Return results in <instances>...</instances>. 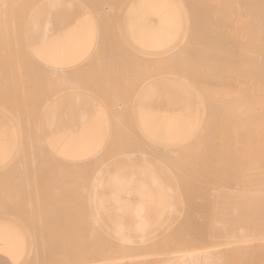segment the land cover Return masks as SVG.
<instances>
[{
  "label": "bare ground",
  "instance_id": "bare-ground-1",
  "mask_svg": "<svg viewBox=\"0 0 264 264\" xmlns=\"http://www.w3.org/2000/svg\"><path fill=\"white\" fill-rule=\"evenodd\" d=\"M78 1H80V4L78 3ZM43 0V2L45 3V6L44 7H46L45 8V10H44V8L43 9H41L40 11H43V12H45V14L44 15H42V12H41V15H42V17H37L36 18V16L34 17V15H36V13L38 12L39 13V11H35V9H29V10H24V12H26V13H28L29 12V14H30V12H32L33 10H34V12H36L35 14L33 13V15H31V16H33V17H30V15L28 16L27 15V17L29 18L30 17V19L29 20H27L26 21V23L27 22H30V23H32V20H31V18H33V25H34V27L36 28H33L32 30H33V32H31L30 33V35L28 34V33H26V31H24V33H18V32H14V31H17L16 30V28H15V24H16V22L18 21V18L16 17V15H15V10L16 9H14V7H13V2H14V0H0V34L2 35V37L0 36V39L1 38H3V36H4V38H6L5 36H7V33L9 32V31H13V29H14V31H13V33H11V32H9V36H7V40L5 41V43L6 44H9L10 42V44L9 45H15L16 43H17V45L18 44H20V43H22V42H20V41H23L25 44L23 45L25 48H21L20 49V52L24 55V56H26V54H29V55H27V56H31V54H30V45L33 43V41L34 40H36V39H40V38H43L45 35H47V34H49V33H51V32H53V31H55L56 29H58L59 27H63V26H68V25H71V24H74V23H76V22H78V21H80V20H83V19H85V18H87V17H94L95 19H96V21H97V23H98V25H99V28H100V30H99V32L101 33V36L100 37H106V35L110 32V33H114V34H116L117 32H114V31H118V36H119V38H118V40H116V38H115V40L113 39V37H114V34L111 36L112 38H110L109 36V40L111 41V42H109L110 43V49H111V51H109L110 53L108 54V51L106 52V51H104V49H103V51H100L101 52V54L103 53V55H112V53L113 52H115V51H113L114 49H116V48H114V47H116L117 46V43L119 42V44H121L122 42H123V39H120V37L122 36V38L123 37H126V36H124L125 34H124V30H122L123 29V27H120L119 28V30H122V31H120V34H121V32H123V34L122 35H120L119 34V30H114V31H109V30H106V32L107 31H109L106 35L103 33V32H101V30H102V28L105 26V28L106 27H108V29L109 28H111V30H112V27H110V26H112L111 24H117L118 23V20L120 19V20H122L123 19V17H124V15H125V12H126V10L128 9V7H129V5L134 1V0H128L127 2L125 1L124 2V0L121 2V4L119 3L120 2V0L117 2V0H116V2L114 3V1H113V3L111 2V5H110V1H98V2H96L95 0ZM89 1V2H88ZM93 1V2H92ZM172 1H174L177 5H178V7H179V9H180V11H181V14H182V18H183V25H182V29H181V32H180V34H179V36H178V38L176 39V41L173 43V44H171L169 47H167L166 49H164V50H161L159 53H163V52H165V53H163V54H166V52H168L169 54H167V57H166V55H165V58H163L164 57V55H162V57L161 56H159V54H157L160 58H161V63L163 64V65H165V63H168L169 61V63H171V60L172 61H174V60H176V63H177V65H178V63H179V65L181 66V64H185V66L183 67V66H179L178 67V69H180V70H183V71H185V68H187V70L185 71V72H183V73H186L187 71V73L189 74L187 77L185 76L184 78H183V76H184V74H182V80H181V76H180V74H175V73H182L181 71L180 72H176V71H179V70H177V68L176 69H174V70H172V72H173V74H171L170 73V75H169V77L167 76V75H162L161 76V78L162 77H165V78H168L169 80H173V81H176V79H177V82L179 81L181 84L183 83V85H186V87L188 86V88H186L184 91H182L181 90V92H179V97L182 99V101H183V107H184V109H186L187 111H189L190 113H192L193 115H195V116H197L198 117V124H197V126H196V128H195V130L193 131V133L186 139V140H184L183 142H181V143H179V144H175V145H164V146H160L159 145V143L158 142H156V141H153L152 139H150L149 137H147V136H145L143 139L144 140H142V141H144V142H142V143H144V145L146 144V143H148V145L146 144V146L145 147H142V146H144L143 144H141L140 142H139V137H137V136H140L141 137V135H137V132L135 131V126L133 125L132 126V120H131V115L133 114V113H131L130 111H132L131 110V107H133V105L134 104H136V102H138V100L139 99H135V96L137 95V93L135 92V91H138V92H142L143 90H144V85H148V83H150L149 81H151V82H154L155 80H159L160 79V76H159V74H156V73H159L158 72V68H156V67H159V65H162V64H160L159 62H160V60H159V62H157L156 63V61H155V59L156 60H158V58H157V55L154 57H150L151 56V53L152 52H148V54H150V56L147 54V56H149V57H147L146 58V56L144 57V55L143 54H145L146 55V53H144V52H139V51H141V49L139 50V48L137 49H135L134 47H133V45L131 44V43H129V41H128V44H127V46H129V45H132V47L134 48V50H136V52H138V55H139V53H142L141 55H143V56H134V59L136 58V59H138L137 60V62H133L132 64H134V65H132L131 64V62L129 61L131 58H133V57H131L132 56V54L133 53H131V55H130V57L128 56V57H126L127 55H126V50L128 51V49L127 48H125V47H127L126 46V43H127V37L126 38H124V39H126L125 41V43L123 42L122 43V45H123V47H122V45H121V47L123 48H121L122 49V51L121 52H123V53H125V55L123 54H120L119 52V50H121V49H116L117 51H118V56L119 57H124L125 59H127L126 61H128V63H130L131 65H129L130 66V69L132 68V70L134 71V74H135V72H136V74H137V72H139L140 73V69L142 70V71H144V70H146L147 69V72H148V74H150L152 71H154L153 69H155L156 68V70H157V72L156 73H154V75L151 73V75L152 76H154V78H155V80L154 81H152L151 79H147V81H148V83L146 84V77H144L145 79V81L143 80V82H145V83H143L142 82V79L140 80L138 77V75H135L134 77H133V79H135V80H137L138 79V81L140 82L141 81V83H143L144 85H142L141 87H142V90H141V87H140V90L137 88V90H135V89H133V88H136L137 87V85L136 86H133L132 84V78L131 77H128V80H127V83L129 84L128 86L129 87H127V89H125V93H124V95H126V97L125 96H123L121 99L123 100V102L125 103V98H127L126 99V101H128V100H130V102L132 101V98H130L129 99V97H131V94H132V97L134 98V100L132 101L133 102V105H131L130 106V102H129V105H128V109L126 108V104L124 105V103H121L122 102V100H120V102H118V103H121V105H123V109H121L120 108V111L118 110L119 108H117V109H115L116 107V105L118 104V103H116L117 101H119V99H116L115 97L113 98L112 96H113V94L115 93V91L113 92V90H112V93L108 90V91H106L105 89H104V91L102 90L101 91V93L102 92H105L104 94L102 93L101 94V97H100V92L99 91H97L96 93H98L99 95L98 96H96V97H94L95 95V92H94V89L91 87L90 89H92L93 91L92 92H94V94L92 93V95H94V96H92V95H90L91 94V92L90 91H88V89L89 88H87V91L85 92H82V88L84 87V86H82V88H81V86L78 88L77 87V89H76V87L75 86H78L77 84L75 85V83L73 82V80H69V78L71 77V75L69 76L68 75V84L67 85H69V83H71V82H73L74 83V85L75 86H73V84H72V86L74 87V88H69L68 87V89H71V90H67V87H65V83L67 82V77L65 78V76H63V77H61L60 79H62V81H64L65 80V82H61V80L60 79H58V81L57 80H55L56 78H54L53 77V75H52V79H50L48 76H47V72H48V68L46 67V71L47 72H45V77H48V78H46L45 79V77L43 78V80L42 81H45V80H47V82H48V80H50V85L51 86H55V88H56V91L57 92H63L64 94H65V92L67 93V92H78V91H81L80 93H85V94H89L90 96H92L93 98H95V99H97V97H98V99H97V101H99L102 105H104L103 107H105V109L106 108H108V109H106L107 111H109V114H110V116H113V117H111V118H109L111 121H112V123H113V128H111V130L112 129H114V128H116L117 129V127H118V131H119V133H118V131L115 129L114 130V132H113V130H112V133H111V130H110V133H111V136L110 137H108V140H107V143L105 144V146L102 148V150L97 154V155H95L93 158H92V160H90L91 162H90V165H89V163H88V161L87 160H85L87 163H88V165H86V166H88V167H85V166H83L84 164H82L81 162V164L79 163V162H74L73 164H74V166L76 167H73L71 164H70V162L69 163H67V165L65 166V167H67V168H64V167H60L59 165H57L56 164V167H54L55 165L54 164H52V165H54V166H50V167H52V169H56L57 167H60L58 170L59 171H62L63 170V168H64V171H62L61 173H62V175L63 174H65V173H63V172H66L68 169H69V171L68 172H70L69 174L70 175H67V174H65L64 176H66L67 175V177H63L64 179H67V178H69L72 174V176H71V178L73 177V182L76 180V182H74L73 184H75L74 186H73V184H71L70 185V189H72V187L71 186H73L74 187V190H76L75 188H77L78 186H79V184L77 185V180L79 181V182H81L80 180H82L81 179V176H85L84 178H88L89 180H90V178H91V180L93 181H89V180H87V178H86V180L87 181H89V182H91V184H90V186H88L89 185V183H86V184H88V185H85V183H82L81 182V184H80V186L83 184V186H87V187H84V189H82V190H84L83 192L84 193H82V194H85L86 193V195H88L90 198H91V196L90 195H92V199H90V200H87L88 198H83V199H86V201L88 202V201H90V202H92L91 204H92V206L93 207H91V209H93L94 208V211H95V214H94V211L93 210H90V208L88 209L87 208V206H86V208H84V209H87L86 210V212H88V210H90V211H92L93 212V214L91 213V215L93 216V218H94V216H95V218H94V221H92L93 223L92 224H94L95 223V221H98V223L96 224L95 223V225H97V226H95V227H97L96 229L94 228V226L92 227V226H89L90 225V223L91 222H88L86 225H88V226H85V227H87V228H90L91 227V232L93 233L94 231H96L97 229H99V228H102V226L104 225V227H107L108 225L106 224V222H105V220L102 218V216H100L101 214H102V211H101V208H100V193H101V190H102V188H103V185H104V183H105V181H106V179L109 177V176H111L113 173H115L116 171H118V170H120L121 169V167H119L118 165H120V164H118V163H120V162H118V157L120 158V160H121V162L123 163V165H124V161L126 160H123L124 159V157H126L127 158V162H125V163H134V161L136 160L135 158H138L136 161H138V162H140L141 163V161L144 163V165L145 166H147L148 168H152L153 167V169H154V167L155 166H157L158 168L161 166V165H163V166H165L164 168L165 169H169L168 170V172H167V170H162V171H164V172H167V173H169L171 176H172V178H171V180L172 181H174L175 182V184L172 182V181H169L170 180V177H169V175H168V177L166 176V174L164 173V172H162V171H159V169H161V167L158 169V171L162 174V176H164L163 178H165V179H168L167 180V182H168V185H169V183H170V185L173 183V185H176V186H174L175 187V189H174V187H172L173 185H171V187L170 188H172L173 189V191L172 190H170L169 192H170V194L173 192V195H171L172 196V200L173 199H175V200H173V201H169V204H168V208H167V210L165 211V213H164V217L162 218V221L164 222V223H162V222H160L161 223V225L160 226H156V227H151L150 229H148V230H146V231H140V232H136V233H126L125 231H123V230H121V229H119V228H117V227H115V226H108L109 228H112V229H109L108 227V231H107V228H102L101 230H98V231H100V233L102 232V230L104 229V231L106 232L105 234H103V233H101V234H97V231L95 232V234L93 233V234H91V232H90V230H89V234L88 235H86L85 233L87 232L88 233V231H86V232H84L85 231V229L87 230V228H83L84 229V231H82V232H79V231H77L76 229L78 228L79 229V227L80 226H78L77 224L75 225L77 228L75 229V227L73 228L72 227V229H74V230H76L75 231V234L73 233V235L75 236L76 235V237L78 238V237H80V235H81V237H83L82 238V241H81V237L79 238L80 240V242L78 241V240H76V241H78V244H77V246H76V254L77 253H79V257L81 258V264H256V261H257V263L259 262V264H264V0H200V2H196V0H194L196 3H198L199 4V6H201V8H198V12L196 11V9L197 8H195L194 7V4H195V2H193V1H191V3L193 2V4L192 5H190V3L187 1V0H172ZM199 1V0H198ZM47 2V3H46ZM85 2V3H84ZM92 2V3H91ZM102 3V6H100L101 4L100 3ZM106 2V3H105ZM201 2H203V4H201L200 5V3ZM82 3V4H81ZM108 3V4H107ZM116 3H118V5H121L120 7L118 6H116ZM46 4H48L47 6H46ZM96 4V5H95ZM99 4V5H98ZM105 4H106V6L107 7H109V5H110V9L109 8H104V6H105ZM188 4V5H187ZM95 7H94V6ZM104 5V6H103ZM196 5V4H195ZM205 5V7H206V9L208 10V11H206V9H202L203 7L202 6H204ZM98 6V8H96ZM190 6V7H189ZM194 7V9H193V7ZM189 8V9H188ZM201 11H200V10ZM37 10V9H36ZM202 10H205V11H202ZM28 11V12H27ZM193 12V13H190V12ZM16 12H17V10H16ZM195 12H196V14H195ZM204 13V12H207V15H206V13H205V15H204V17H203V15L201 16L200 15V13ZM208 12H210V14L208 13ZM191 14H193V16H195V18L198 16V14H199V16H198V18H196L195 20H194V17L191 15ZM210 16H209V15ZM39 15H40V13H39ZM40 15V16H41ZM26 16V15H25ZM205 16H208V17H210V18H207V17H205ZM27 18V19H28ZM193 18V19H192ZM203 18V19H202ZM206 19V21L209 19V21H207L208 23V25L210 26V28H209V26L206 24V22H205V19ZM198 19H200V20H198ZM26 20V19H25ZM197 20H198V22H197ZM194 21H195V23H196V25H195V27H194ZM204 21V22H203ZM192 22L194 23L193 24V26H192ZM211 22V23H210ZM214 22V23H213ZM123 23V22H122ZM201 23V24H200ZM115 24V25H116ZM200 24V25H199ZM205 24V25H204ZM210 24H212V25H210ZM118 25H120L119 23L117 24V26L115 27V28H117L118 29ZM199 25V28H197V26ZM201 25H203L204 27L203 28H200L201 27ZM217 25V26H216ZM220 27H219V26ZM205 26H207L206 28H208L209 29V31H212V30H214V26H216L215 28H216V30L214 31L215 33L217 32V34H218V32L220 33L219 35H221V36H225V37H227L228 39H229V41H231V39H233L231 42H230V47H232V45H233V49L235 50V54L234 55H232L231 53H234V50L232 51V52H228V53H225L226 55H225V60H224V62H223V68H224V72L223 73H221V74H218L217 76H215L216 75V73H215V75L214 76H212V74L211 73H209V72H207V69H205V67L204 66H202L203 64H204V62H205V60H201L200 59V57L201 58H204L205 56L204 55H207L208 56V54L206 53V52H204V55H203V52H198L197 50H195L194 48H196V46L194 45V44H196L195 42H199L198 40H199V38H200V40H202V39H204L203 38V36L202 35H204L205 36V34H204V32L207 34V33H209V31L205 28ZM12 29H10V28ZM191 27H193V29H192V32H190L191 30ZM217 27H219V28H217ZM224 27V28H223ZM6 28V29H5ZM122 28V29H121ZM213 28V29H212ZM221 28V29H220ZM5 29V30H4ZM200 29H204V31L201 33V31L202 30H200ZM220 30V31H218V30ZM3 30H4V33H5V31H7L5 34H2L3 33ZM195 30H197V32L195 31ZM223 30V31H222ZM194 31H195V33L197 34V33H199L198 35H196L195 33H194ZM226 31V33H224ZM229 32V34H228V32ZM213 32V31H212ZM213 32V33H214ZM223 32V33H222ZM230 32H232L231 34H230ZM110 33H109V35H110ZM191 33V34H190ZM192 33L194 34V35H196V37L194 36V38L192 39V41H191V38H190V36H193L192 35ZM211 33V32H210ZM210 33L208 34V35H210ZM212 34V33H211ZM117 35V34H116ZM201 35V36H200ZM229 35V36H228ZM32 36V37H31ZM117 36V37H118ZM200 36V37H199ZM9 37V38H8ZM12 37V38H11ZM206 37V36H205ZM16 38H20V39H18L17 41H19V43L18 42H16V41H13V40H15ZM190 38V39H189ZM23 39V40H22ZM111 39H113L114 41H115V43L111 40ZM187 39V40H186ZM195 39H196V41H195ZM8 40H10L9 42H8ZM120 40L122 41V42H120ZM102 41L103 42H105L104 40H101L100 39V42L102 43ZM118 41V42H117ZM186 41V42H185ZM8 42V43H7ZM27 42H29L30 44H29V46L28 45H26L27 44ZM100 42L98 41V44H100ZM108 42V40L106 41V43ZM189 42V44H187ZM233 42V43H232ZM13 43V44H12ZM106 43L104 44V45H106ZM192 43V45H190ZM98 44H97V46H98ZM103 44V43H102ZM102 44H100V45H102ZM118 44V45H119ZM232 44V45H231ZM234 44H235V46H234ZM28 46V47H26V46ZM113 45V46H112ZM184 45V46H183ZM20 46H21V44H20ZM23 46H21V47H23ZM96 46V47H97ZM103 46V45H102ZM106 46H108V45H106ZM105 46V47H106ZM111 46L114 48V49H112L111 48ZM125 46V47H124ZM183 46V47H182ZM195 46V47H194ZM100 47V46H99ZM105 47H103V48H105ZM119 47V46H118ZM130 48H131V46H129ZM180 47V48H179ZM185 47V48H184ZM192 49H190V48ZM235 47V48H234ZM9 48L12 50L13 49V51H11V50H9ZM20 48V47H19ZM19 48H18V46H13V47H8V50L9 51H11V53H13V54H15L16 52V54L15 55H13V54H9L10 56H12L11 57V60L13 61L12 63H11V65H10V67H9V69L10 70H12L13 68L15 69V67H14V64H16V62H17V60H18V62H17V64L19 63V65L18 66H21L22 68H18V69H21V70H23L22 72L24 73V69L26 68V70H29V71H26L25 70V73H27V72H31V71H34L35 72V70H36V68L38 67L39 68V65H38V63H37V61H36V65H37V67H35V64H34V58H32L33 56H31V59H32V61H30V60H28V61H30L31 63H33L34 65V67L33 68H27L26 66H30V63L29 62H27V61H24V59L25 58H27V57H23V55L22 54H18V50H19ZM108 48V47H107ZM120 48V47H119ZM133 48H131L132 50H133ZM178 48L179 49H181L180 51L178 50ZM232 48H231V50H232ZM16 49V50H15ZM18 49V50H17ZM25 49V51L23 52V50ZM96 49V48H95ZM101 49V48H100ZM125 49V50H124ZM187 49H189V51L187 50ZM133 50V52H135ZM177 50V51H176ZM185 50H187V51H185ZM5 52V54H6V52L7 51H5V50H2L1 52H0V56H5V54L4 55H2L4 52ZM96 51H99L98 49L96 50ZM95 51V52H96ZM131 51V50H130ZM130 51H129V53H130ZM143 51V50H142ZM182 51H184V52H182ZM194 51V56H196L197 57V60H199V61H197V60H195L194 58V56L192 55L193 52ZM197 51V52H196ZM95 52H94V56H97V52H96V55H95ZM105 52V53H104ZM180 53L181 55L180 56H178L179 54L178 53ZM189 52H191V54L189 53ZM107 53V54H106ZM116 53V52H115ZM114 53V54H115ZM156 53V52H155ZM198 54V55H195V54ZM206 53V54H205ZM7 54H8V52H7ZM18 54V55H17ZM99 54V56H101L100 55V53H98ZM183 54H185V57H184V60H185V58H186V60L184 61L183 60V63H181L182 62V55ZM188 54H190V55H188ZM202 54V55H201ZM22 55V57H23V59L22 60H20L19 61V58H22V57H19V56H21ZM93 55V54H92ZM121 55V56H120ZM133 55H136L135 53L133 54ZM154 55V54H153ZM174 55H175V58H174V60L172 59L173 57H174ZM177 55V56H176ZM189 57H188V56ZM229 55V56H228ZM231 55H232V57H231ZM16 56V57H15ZM94 56H91L92 58H94L95 59V57ZM113 56V57H112ZM112 56H108L106 59H108V58H110L111 59V61L110 60H107L106 61V63L107 62H111L112 63V66H113V64H116V60L118 59V56H117V53L115 54V55H112ZM115 56V57H114ZM193 56V57H192ZM207 56L205 57L206 58V62H208L207 61ZM141 59V60H139V58ZM144 57V59H142ZM170 57H172L171 59H170ZM189 59H188V58ZM190 57H191V59L192 60H190ZM228 57V58H227ZM129 58V59H128ZM148 58H150V59H148ZM152 58H153V60H152ZM162 58H163V60H162ZM179 58H182V59H180V61L179 62H177L178 60H179ZM16 59V60H15ZM28 59H30V58H28ZM116 59V60H115ZM135 59V60H136ZM15 60V61H14ZM25 60H27V59H25ZM90 60H91V58H90ZM135 60H133V61H135ZM150 60H152V62L153 61H155V63H152L151 65H153L152 67H150L149 68V66L148 65H150V63H147V62H149ZM166 60V61H165ZM200 60H201V62H200ZM228 60H229V63H228ZM232 60V61H231ZM131 61H132V59H131ZM165 61V62H164ZM168 61V62H167ZM187 61H189L188 63H187ZM190 61H192L191 63H190ZM197 61V62H196ZM204 61V62H203ZM27 62V63H26ZM139 62V63H138ZM144 62H145V65L146 64H148V65H146L147 67H145V65H144ZM185 62V63H184ZM205 62V63H206ZM232 62H233V67L235 66V67H240V66H238V65H241L242 64V66H241V68H243V71H242V73H236L235 75H230V72H228L229 70L227 69L226 70V68H230L231 66L230 65H232ZM29 63V64H28ZM88 63V62H87ZM87 63H85V64H87ZM111 63H109V65L111 66ZM159 63V64H158ZM194 63H197L196 65L194 64ZM201 63V64H200ZM203 63V64H202ZM226 63V64H225ZM22 64V65H21ZM135 64L137 65L136 67H135ZM187 64V65H186ZM192 64H194L195 65V67L198 69H194L195 70V72L196 73H198L197 75L198 76H200L201 74V76L200 77H198V76H196V73H194L192 70ZM108 65V64H107ZM157 65V66H156ZM162 65V66H163ZM191 66V67H189V66ZM200 67H199V66ZM205 65V64H204ZM23 66L25 67V68H23ZM87 66V65H86ZM111 66V67H112ZM132 66V67H131ZM134 66V67H133ZM141 68H140V67ZM142 66L144 67V70H143V68H142ZM187 66V67H186ZM13 67V68H12ZM31 67V66H30ZM81 67H83V66H81ZM110 67V68H111ZM138 67L140 68V69H138ZM153 67H155V68H153ZM177 67V66H176ZM194 67V66H193ZM202 67H204V69H202ZM208 66H206V68H207ZM41 68H43V66H41L40 67V69ZM45 68V67H44ZM86 68V67H85ZM85 68H84V71H85ZM182 68V69H181ZM190 68L192 69V70H190ZM30 69H31V71H30ZM33 69H35V70H33ZM39 69V70H40ZM79 70L81 69V68H78ZM87 69V68H86ZM136 69V70H135ZM151 70V72H149L150 70ZM201 69H202V72L200 73V71H201ZM15 70H17V67H16V69ZM38 70V71H39ZM44 70V69H43ZM43 70H42V73H44L43 72ZM53 71V69H49V71ZM77 69H74V71H76ZM88 70V69H87ZM200 70V71H199ZM38 71H36L37 73H38ZM50 71V72H51ZM55 71V70H54ZM54 71L52 72L53 74H54ZM74 71H72V73H74ZM83 71V72H84ZM133 71H132V73H133ZM190 71V72H189ZM191 71H192V74L193 75H191V77L192 76H194V77H192V79H189L190 78V73H191ZM198 71V72H197ZM0 72H1V70H0ZM19 72V74L21 73V71H18ZM17 72V73H18ZM33 72V73H34ZM40 72H41V70H40ZM40 72L37 74V75H39V77L41 78L42 76H44L43 74H40ZM58 72H60V71H58ZM63 71H61V73H62ZM66 72V71H65ZM69 72H71V70L69 71ZM78 72V71H77ZM85 72H87V71H85ZM84 72V73H85ZM89 72V71H88ZM87 72V73H88ZM171 72V71H170ZM175 72V73H174ZM205 72V73H204ZM207 72V73H206ZM227 72V74H226V76H223V75H225V73ZM23 73L22 74H20V78L22 79V82H24V78H22L24 75H25V73H24V75H23ZM32 73V72H31ZM47 73V74H46ZM61 73H60V75H61ZM76 73V72H75ZM81 73H82V71H81ZM138 73V74H139ZM141 73H143L144 74V72H141ZM140 73V74H141ZM186 73V74H187ZM50 74V73H49ZM48 74V75H49ZM63 74V73H62ZM66 74H68V72L66 73ZM83 74V73H82ZM86 74V73H85ZM85 74H83V75H85ZM89 75H90V73H88ZM134 74H132V75H134ZM139 74V75H140ZM176 76H175V75ZM185 74V75H186ZM223 74V75H222ZM17 75V74H16ZM35 75V74H34ZM76 75L77 74H75V79H77V82H79L80 84H85L86 83V85H87V83L89 84L88 86H90V83H89V81L91 80L90 79V77H88V75H86L88 78L86 79L85 78V80H84V78L82 77H79L78 78V75H80V73L77 75V77H76ZM105 75V74H104ZM104 75H102L101 76V78H103V80H105L104 79ZM131 75V76H132ZM142 75V74H141ZM146 75V74H145ZM179 75V76H178ZM204 75H205V77H204ZM224 78H222L221 76ZM56 77H57V73H56V75H55ZM86 76H84V77H86ZM137 76V77H136ZM150 76V75H149ZM172 76H174L175 77V79H172L173 77ZM209 78H208V77ZM218 76H220V78L222 79H220L221 81H222V83L220 82V80L218 79V80H216V77H218ZM17 77H19V76H17ZM59 77V76H58ZM74 77L72 76V79H74ZM140 77H142V76H140ZM171 77V78H170ZM177 77V78H176ZM203 77H204V80H203ZM208 78V81H207V78ZM215 77V78H214ZM226 77V78H225ZM54 78V79H53ZM130 78H131V80H130ZM157 78V79H156ZM165 78H163V79H165ZM180 78V79H179ZM187 78V79H186ZM194 78V79H193ZM195 78H197V79H195ZM199 78H201V80L199 79ZM75 79H74V81H75ZM84 80V82L85 83H83V80ZM90 79V80H89ZM189 79V80H188ZM8 80V79H7ZM15 80H18L16 77H15ZM14 80V82L16 83V81ZM88 80V81H87ZM183 80H185L184 82H183ZM191 80H192V83H191ZM207 82H206V81ZM215 80V81H214ZM9 81H10V84H11V80L9 79ZM52 81V82H51ZM87 81V82H86ZM130 81H131V83H130ZM138 81H136V82H138ZM195 81V82H194ZM197 81H199V82H197ZM203 81H205V82H203ZM14 82H12V83H14ZM59 82V83H58ZM91 82V81H90ZM105 82V81H104ZM136 82H134L135 84H137ZM186 82V83H185ZM187 82H189V84H191V85H189V84H187ZM215 82H217V83H215ZM14 83V84H15ZM52 83H53V85H52ZM62 83H64V84H62ZM140 83V84H141ZM200 83H202V84H200ZM209 83V84H208ZM211 83H213V84H216V85H214V86H212L213 84H211ZM8 83H6V85H7ZM60 84V85H59ZM62 84V85H61ZM79 84V85H80ZM140 84H139V86H140ZM150 84H152V83H150ZM195 84H197V85H195ZM205 84H207V88H206V90H205V87H203V86H206ZM12 85V84H11ZM60 86V87H58V86ZM66 85V86H67ZM85 85V86H86ZM192 85H194L193 87H191ZM8 86V85H7ZM64 88H63V87ZM69 86H71V84L69 85ZM71 86V87H72ZM87 86V87H88ZM149 86V85H148ZM196 86V87H195ZM202 88H201V87ZM209 86V87H208ZM216 86V87H215ZM9 87V86H8ZM8 87H6L7 89L6 90H4L3 92H2V90H1V94H0V96H1V100H3L2 102H6L5 104H6V106L4 105V104H1L0 105V107L1 106H3V107H1V108H3L2 110H0V112H2V111H5V109H6V111H5V113L7 112V109H9V111H8V113H6V115L7 114H9V112H11L13 115H11V113H10V115H8L9 117L10 116H13L14 118H18V117H20L22 114H23V112L22 111H25V114L26 115H24L23 114V116H26V117H20L19 119L20 120H18V119H16V121H14L15 122V124H16V122H20L22 119H24L25 118V120L26 119H28L27 120V122L25 121V120H22V122H18V124H19V126H21L22 124V127H21V132L23 133L22 135V137H24L25 136V138L27 139V141H26V139L24 140L25 142H27L29 145H30V142L32 143V140H31V138H33V142H37L39 145H40V142H41V144H43L42 143V140H41V136H37L36 137V134H38V129H36V127L38 128L39 127V129H40V121H41V114H43V111H44V109L42 110L41 109V111H42V113H41V111L40 110H38L40 113H38V111H37V109H36V111H35V109H32L31 111H30V109H27L26 108V110H24L25 108L24 107H27L26 105H25V96H24V94H23V96H22V98L21 97H17V95H15V94H17V91L15 90V89H8ZM62 87V88H61ZM145 87H147V86H145ZM210 87H211V89H213V91H214V89H215V91L213 92L211 89H210ZM215 87V88H214ZM10 88V87H9ZM58 88V89H57ZM104 88H106V87H104ZM129 88H130V91H129ZM190 88V89H189ZM63 89H66V90H63ZM79 89H81V90H79ZM86 89V88H85ZM193 91H192V90ZM195 89V90H194ZM198 89V90H197ZM201 89V90H200ZM7 90H9L10 92H11V90L12 91H16L15 93L14 92H12V93H10V94H12V96L13 97H16V99H18V103H17V106H16V104H15V102L16 101H14V100H16V99H14L13 97L11 98V97H9V96H6L7 98H9L8 99V104H10L9 102H12L11 104H13V105H15L12 109L11 108H9V107H11V106H9L8 107V104H7V101H6V97H4L7 93H9ZM76 90H78V91H76ZM131 90L133 91L134 90V93L136 94L135 96H133L134 94L133 93H130L131 92ZM203 90H205L206 91V94L208 95V97H209V95H210V97H212V99L214 98V100L215 101H217V103H215L214 102V100H212L211 98V100L205 95V92H201V91H203ZM210 90V92H207V91H209ZM199 91H200V93H199ZM106 92H110L111 93V97H110V95H109V97H110V99H112V100H110L109 98H106V96H105V94H108V93H106ZM130 94H128V93ZM212 92V93H211ZM13 93H14V95H13ZM109 93V94H110ZM203 93V94H202ZM4 94V96H2ZM9 94V95H10ZM62 94V93H61ZM60 94V95H61ZM139 94V93H138ZM142 94V93H141ZM8 95V94H7ZM57 95H59V94H57ZM57 95H55L54 97H56ZM104 95V96H103ZM127 95L129 96V97H127ZM199 95V96H198ZM211 95H213V96H211ZM103 96V97H102ZM139 96V95H138ZM141 96V95H140ZM204 96H206V98H208V101L210 100V102H212L213 103V105H210L211 103L210 102H208L207 101V103L204 101L205 99H203V101H201L202 100V98H200V97H203L204 98ZM4 97V98H3ZM54 97L52 98V99H50V102L54 99ZM58 97V96H57ZM105 97V100L106 99H109V102L111 101V103H109V102H106V101H101V99L102 100H104L103 98ZM125 97V98H124ZM99 98H100V100H99ZM124 98V99H123ZM137 98V97H136ZM5 99V100H4ZM20 99H21V103H20ZM114 99H115V102H112V101H114ZM198 99H201V100H198ZM0 100V101H1ZM12 100V101H11ZM108 101V100H107ZM134 101H135V103H134ZM204 102L203 104H204V106H205V108H206V110H205V108L203 109V104H202V106L200 107V105H199V103L198 102ZM105 102V103H104ZM201 102H200V104H201ZM20 103V104H19ZM114 103H116V104H114ZM127 103V102H126ZM210 103V104H209ZM22 104H24V106L22 105ZM109 106V107H112V109H110L109 107H107V105ZM111 106H110V105ZM115 106H114V105ZM128 104V103H127ZM208 104V105H207ZM217 106H215V105ZM5 106V107H4ZM19 106H20V108H19ZM47 105H45V107H46ZM124 106H125V108H124ZM136 106H137V104H136ZM208 106V107H207ZM211 106V107H210ZM212 106H214V107H212ZM8 107V108H7ZM44 107V108H45ZM135 107V106H134ZM17 108V109H16ZM19 108V109H18ZM210 108H212V111H211V109ZM215 108V109H214ZM15 109V113H13L12 112V110H14ZM110 109V110H109ZM113 109H115L114 111H112ZM129 109H130V111H129ZM133 109V108H132ZM16 110H18L19 112H20V110H21V112L20 113H22L21 115H18V111H16ZM116 110H118V115H116L117 114V112H116V114H113V115H111V113H110V111L111 112H114L115 113V111ZM121 110L123 111V112H121ZM125 110H126V112H125ZM209 110V111H208ZM214 110V111H213ZM29 111V112H28ZM32 111H34V112H32ZM211 111V112H210ZM27 112V113H26ZM31 112V113H30ZM119 112H120V114H119ZM3 113V112H2ZM37 113V114H36ZM122 113V114H121ZM130 113V114H129ZM15 114H17L16 115V117H15ZM36 116H34V115ZM108 114V115H109ZM126 116H125V115ZM27 115L29 116V118H27ZM32 115V116H31ZM38 115H40V116H38ZM114 115H116V119H115V117H114ZM121 115H123V117H124V119H123V117L121 116ZM117 116H118V118H119V120L121 121L120 123H118L117 121ZM119 116H121V118H122V120H121V118L119 117ZM13 117H10L11 119L13 118ZM34 117V118H33ZM40 117V118H39ZM127 117V118H126ZM38 118V119H37ZM113 118H114V120H113ZM34 119V120H33ZM39 119H40V121H39ZM13 120V119H12ZM32 120V122H30ZM36 120V121H35ZM115 120H117L116 122H115ZM128 120V121H127ZM130 120V121H129ZM24 121L26 122L25 124H24ZM37 121H39V122H37ZM114 121V122H113ZM127 121V122H126ZM33 122H34V124H36L35 126L36 127H34V129H35V131H33V127H31L32 125L31 124H33ZM36 122V123H35ZM22 123V124H21ZM39 123V124H38ZM111 123V122H110ZM127 123V124H126ZM33 124V125H34ZM119 124H122V126L120 125L119 126ZM131 125L132 127H128V125ZM134 124V123H133ZM29 126L30 127V129H29V127H27V126ZM117 125V126H116ZM127 125V126H126ZM18 126V127H19ZM24 126V127H23ZM125 126V127H124ZM26 127V128H25ZM123 128V129H122ZM125 128H127V129H130V132H129V130H127L128 132H125L126 130H125ZM19 129H20V127H19ZM24 129H26V130H28L29 129V133H28V131H25ZM32 129V130H31ZM122 129V130H121ZM23 130H24V132H23ZM36 130H38V131H36ZM120 130H121V132H120ZM136 132V133H134V131ZM116 131H117V133H116ZM20 132V133H21ZM32 132V133H31ZM40 132V131H39ZM124 134H123V133ZM133 132V133H132ZM24 133H28L29 135H31V138H30V140H28L29 139V135H26V134H24ZM36 133V134H35ZM41 133V132H40ZM39 133V134H40ZM123 135H122V134ZM128 134V136H127V134ZM34 135V137H33V135ZM38 134V135H39ZM114 134V135H113ZM116 134V135H115ZM132 134V135H131ZM139 134V133H138ZM118 135H121V136H118ZM131 135V136H130ZM134 135V136H133ZM137 135V136H136ZM28 138H27V137ZM114 136V137H113ZM123 136V137H122ZM125 136H127V137H125ZM36 137V138H35ZM117 137H119V138H117ZM121 137H122V139H124V140H122L121 139ZM130 138V140L131 141H133V137L135 138V139H137L138 140V142H137V140H134V141H136L137 143H135L134 141H133V143L131 144L130 142V140L129 139H127V138ZM137 137V138H136ZM37 138H39L40 139V142H39V140H34V139H37ZM113 138H115V140L113 139ZM128 140V142L130 143V145L131 146H133V144L134 145H139L140 147L138 148L140 151H138V149L135 147L134 148V146H133V153L131 152V150L130 149H127V146L129 145V144H125V142H127V140ZM113 139V140H112ZM116 139H119V141L120 142H124V144L125 145H127L126 146V149H124V147H125V145L123 144V143H121V144H123V147H120V146H122L121 144H118L119 143V141L118 140H116ZM141 140V139H140ZM20 141H21V139H20ZM118 141V142H117ZM148 141V142H147ZM24 142V143H25ZM115 142V143H114ZM127 142V143H128ZM27 143H25L24 145H26ZM35 143H32L31 145H33V147H31V145L29 146L28 144V146H27V148H26V146H24L23 145V143L21 142V145H19V146H24L25 147V150H23L24 148L23 147H21L22 148V150L20 151V149H19V146H18V149H19V153H18V158H16V156H14L15 158H16V161H14L15 160V158H13V161L11 160V163L12 162H14V163H10L11 164V166H10V164L8 165H6L7 167H5V168H9V172L7 171V169H6V171H7V173H6V175H4L5 176V178L4 179H6V177H9L11 174H9V175H7L8 173H14V172H16V169H17V167L15 166V165H17L18 166V170L20 171L22 168H24L23 167V165L24 166H27V167H25V170L28 168V165L29 166H32L33 168L34 167H36V169H38L37 168V166L36 165H32L31 164V161L29 162V159H32L33 157H31V155L32 156H34L35 154V152H39L40 150L42 151V152H44V153H42L41 151V153H42V155H43V158H45L46 156L47 157H49V160H50V156H51V159H52V157H54V154L52 155V154H48V149L47 148H44L43 147V145H41V146H39L38 144H36V146H35V148H39V149H37V150H35V152H34V144ZM45 144V143H44ZM111 144V145H110ZM115 146H117L115 149H114V145ZM118 144V145H117ZM206 144V145H205ZM112 145H113V148H112ZM129 145V146H130ZM202 145L204 146V147H202ZM39 146V147H38ZM111 146V147H110ZM119 146V147H118ZM208 146V147H207ZM29 147H31V151H32V149H33V151H32V154L31 155H29V152L31 153V151L29 150ZM46 147V146H45ZM109 147H110V149H111V153H108L107 154V150H110L109 149ZM141 147H142V149H141ZM44 148V149H43ZM118 148H119V150H125L123 153L124 154H122V152H118ZM121 148V149H120ZM123 148V149H122ZM143 148L145 149V150H143ZM17 149V150H18ZM45 149H46V151H45ZM112 149H113V151L116 153V154H113L114 152L112 151ZM153 149V150H152ZM192 149L194 150L195 149V151L197 152L198 151V153H196V152H193L192 151ZM200 149H202L201 151H200ZM206 149V150H205ZM207 149H212L211 150V152L213 153V151L214 152H217V155H218V157H217V155L214 157L215 159H216V157L219 159V163H218V165H219V170H220V172H219V170L217 171L215 168L218 166H216L215 165V163L217 162V161H215V163H214V165L216 166H213L214 168H212V167H207V165H208V163H210V160H211V157L213 158V156L211 155V157L209 156V155H207V153H205L206 151H207ZM136 150V151H135ZM141 150H143L142 152H141ZM147 150V151H146ZM150 150H151V152L152 153H150ZM157 152H160V150H162L161 152H160V154H156V151ZM159 150V151H158ZM203 150H204V152H203ZM24 151L25 152H27V151H29V152H27L28 153V155L26 156V154L27 153H24ZM135 151V152H134ZM191 151H192V153H195V154H191ZM18 152V151H17ZM34 152V153H33ZM127 152V153H126ZM138 154H137V153ZM149 152V153H148ZM164 152V153H163ZM184 152L189 156H191L192 155V157L194 158V159H192V157H190L191 159H189V158H187V160H188V162L189 161H191V165H196L195 164V160L197 159V157H198V159H201L200 160V163H201V167L199 166V164H197V166L199 167V169L201 170V172H202V174H205L206 172L205 171H207L208 169V171H207V173L209 174H207L208 175V177L206 178L205 176H207L206 174H205V176L203 175L202 177H200V173H197L196 174V176L194 175V178H192V176H191V174H190V170H192L193 169V173L195 172L194 171V169L196 170L197 168H193L192 167V169H189L188 171H190V172H188V171H186V172H184L185 174H183L179 169H177V170H179V172L176 170H174V166L175 165H177V163L176 162H174V165H173V161H179V159L181 158L180 156H182V158H183V154H184ZM199 152H202V153H199ZM45 153H47V155L45 154ZM121 153V154H120ZM139 153H141L142 155H144L143 157H142V155L141 154H139ZM161 153H163V155L165 154L167 157H165V158H160V160L158 159V156H161L162 157V154ZM207 155H205V154ZM209 153V152H208ZM20 154H21V156H22V158H23V160H21L22 158L20 157ZM24 155V157L27 159V158H29L28 159V161L27 160H24L25 158L23 157V155ZM39 154V153H38ZM38 154H37V156H38ZM111 154H113V157L114 158H112V157H110V156H112ZM119 154V156H116V155H118ZM126 154V155H125ZM150 155V157H154V156H156V155H158V156H156V157H154V158H157L156 159V161L154 160V158L152 159V158H150L149 157V155ZM152 154V155H151ZM169 156H168V155ZM185 154V157H184V160L186 159V155ZM215 154V153H214ZM109 155V156H108ZM125 155V156H124ZM137 155V156H136ZM164 155V156H165ZM174 155H176V157H174ZM28 156H30V157H28ZM45 156V157H44ZM140 157V160H139V157ZM163 156V157H164ZM179 158H178V157ZM187 156V157H188ZM210 158H209V157ZM36 157V156H35ZM106 157V158H105ZM122 157V158H121ZM200 157V158H199ZM206 157V158H205ZM37 158V157H36ZM33 159L32 161H34V163H38V166H39V164H43V163H46V164H43L44 166L46 165L47 167H49L48 165H50V164H48V159H44L43 160V162H41V160L43 159L42 158V156H41V154H40V156H39V158L41 159L40 161L38 160V162H35V160H37V159ZM57 158V157H56ZM108 158V159H107ZM110 158H112L111 160H109ZM170 158H172V161L170 162ZM174 158V159H173ZM205 158V159H204ZM18 159V160H17ZM54 159V158H53ZM52 159V160H53ZM107 159V160H106ZM117 159V160H116ZM152 159V160H151ZM163 159H165V164H163L164 163V161H163V163H162V161L161 160H163ZM168 159V160H167ZM197 159V160H198ZM204 159V160H203ZM208 159H210L208 162H205V161H207ZM21 160V161H20ZM55 160V159H54ZM60 160V159H59ZM113 160V161H112ZM117 161V162H115V161ZM119 160V161H120ZM182 161H183V159H181ZM186 160V161H187ZM202 160H203V162H202ZM214 159H212L211 160V162H214L213 161ZM22 162V161H26V162H28V164L26 165V163H20V162ZM51 161V160H50ZM61 161H63V160H61ZM85 161H82V162H85ZM111 161V162H110ZM136 161H135V163H136ZM161 162L162 164H160L159 162ZM166 161L169 163H166ZM16 162H18L19 164H21V165H18V163L16 164ZM40 162V163H39ZM63 162H67V161H63ZM153 162H155V163H153ZM193 162V163H192ZM206 164H205V163ZM30 163V164H29ZM75 163L77 164V165H75ZM86 163V164H87ZM110 163H112V164H110ZM157 163H158V165H157ZM172 164V166H171V164ZM190 163V162H189ZM203 163H204V165H203ZM23 164V165H22ZM66 164V163H65ZM103 164V165H102ZM117 164V166H114V168H112V166L113 165H116ZM142 164V163H141ZM153 164H154V166H153ZM168 164V165H167ZM211 165H213V163H210ZM71 165L73 168H75V169H77L79 166H83L84 168H82L83 169V171H82V169L80 168V170H81V172L79 171V169H77V171H75L72 167V169L71 168H69V166ZM9 166V167H8ZM14 166L16 167L15 169H10V168H14ZM166 166H168L167 168H166ZM209 166V165H208ZM22 167V168H21ZM31 167V168H32ZM42 166H40V168H41ZM49 167V168H50ZM173 167V168H172ZM203 167H206L207 169H203ZM4 168V167H3ZM5 168H4V170H5ZM30 168V169H31ZM33 168L31 169V170H33ZM202 168V169H201ZM210 168H211V170H210ZM217 168V169H218ZM36 169H35V171L34 172H36ZM67 169V170H66ZM156 170H157V168H155ZM170 169H172V170H170ZM3 169H1V171H4ZM17 170V171H18ZM30 170V171H31ZM57 170V169H56ZM198 170V169H197ZM39 171V170H38ZM58 171V172H59ZM75 171V172H74ZM172 171H173V174H175V173H177L178 172V174H179V176H178V174H175V175H172L171 173H172ZM174 171H175V173H174ZM203 171H204V173H203ZM210 171V172H209ZM212 171H216V173L218 172V174H219V179H218V177L216 178V176L215 175H211L212 174ZM22 172H23V170H22ZM21 172V173H22ZM25 172V171H24ZM27 172H29V170L28 171H26V173ZM78 172V173H77ZM180 172L182 173V175L180 174ZM191 172V173H192ZM197 172V171H196ZM2 173V172H1ZM4 173H5V171H4ZM3 173V174H4ZM17 174L16 175H18V172H16ZM30 173H33V171L32 172H30ZM60 173V172H59ZM72 173V174H71ZM75 173V174H74ZM77 173V174H76ZM187 173V174H186ZM188 173L190 174V179L189 180H191V182H189V180H188V184H186L187 183V176H189L188 175ZM192 173V174H193ZM211 173V174H210ZM215 172L213 173V174H216ZM22 174H24V173H22ZM22 174H20V175H22ZM78 174H79V176H80V179L79 178H76V177H74V176H78ZM163 174H165V175H163ZM195 174V173H194ZM218 174H216V175H218ZM1 175V174H0ZM33 176V174H30V176ZM177 175V176H176ZM184 175H186V177L184 176ZM31 176V177H32ZM39 176V175H38ZM38 176H35V177H38ZM61 176V175H60ZM90 178H89V177ZM92 176V177H91ZM177 177V179H179L180 178V176H184V178H180L179 179V183L180 184H178V182H177V180H175V178L174 177ZM199 178H198V177ZM214 177V179H218L219 180V182L217 183V184H215V182L213 181L214 179H213V177ZM3 177V176H2ZM1 176H0V181H2V182H4L2 179ZM18 177V176H17ZM20 177V176H19ZM22 177V176H21ZM24 177L25 176H23V179H24ZM30 177V178H31ZM34 177V178H35ZM205 177V178H204ZM210 177V178H209ZM212 177V178H211ZM26 178H28V177H26ZM25 178V180H27ZM29 178V179H30ZM185 178H186V180H185ZM196 178V179H195ZM200 178H201V181L204 183H202V182H200L199 180H200ZM205 180V182H204V180ZM208 178H209V180H210V182H208L209 180H208ZM8 179V178H7ZM31 179H33V178H31ZM38 178H36V180H37ZM192 179L195 181L194 183H193V181H192ZM206 179H207V181H206ZM213 179V180H212ZM18 180V179H17ZM35 180V179H34ZM40 180V179H39ZM38 180V181H39ZM68 180V179H67ZM66 180V181H67ZM72 180V179H71ZM71 180H70V178H69V180H68V184H66L67 186L70 184L69 183V181L71 182ZM86 180H84L83 179V182L84 181H86ZM184 182H183V181ZM215 180V181H216ZM24 181V180H23ZM28 181H30V180H28ZM65 181V182H66ZM86 181V182H87ZM196 181H199V182H196ZM214 183V184H212V182ZM32 183H33V181H31ZM31 182H29V184L31 183ZM207 182L208 183H211L212 184V186H214V187H212L211 186V190L213 189V191H215L217 188H218V190H216V192H214V193H211V192H209V191H211V190H209L210 189V185H208L207 184ZM217 182V181H216ZM1 183V182H0ZM24 183V182H23ZM41 183V182H40ZM93 183V184H92ZM181 183H182V185L185 183V185H181ZM203 185H202V184ZM15 184V183H14ZM21 185H22V182L20 183ZM36 184H37V182H36ZM189 184H191V187H190V185ZM192 184H193V186H192ZM198 184V185H197ZM7 185V184H6ZM18 185V184H17ZM32 185V184H31ZM187 185H189V186H187ZM196 185H197V187H196ZM202 185V186H201ZM205 185H208V187H206ZM215 185H217L216 187H215ZM77 186V187H76ZM186 186V187H185ZM1 187V186H0ZM3 187H5L4 185H3ZM8 187V186H7ZM6 187V188H7ZM33 187V186H32ZM39 187H41L42 188V186L41 185H39ZM38 187V188H39ZM193 187V188H192ZM194 187H196V189L194 188ZM199 187H201L202 189H198ZM205 188V190H204V188ZM9 188H10V186H9ZM26 188V187H25ZM30 188V187H29ZM28 188V189H29ZM69 188V187H68ZM80 188V187H79ZM191 189L192 188V191H194V192H191L192 194H190V193H187L186 191H191V190H188V189ZM207 188V189H206ZM215 188V189H214ZM3 189H5V188H3ZM11 189V188H10ZM9 189V190H10ZM35 189V188H34ZM33 188H32V190H34ZM37 189V188H36ZM40 189V188H39ZM65 189V188H64ZM68 190V191H71V190ZM187 189V190H186ZM6 190V189H5ZM20 190V189H19ZM30 190H31V188H30ZM31 190V191H32ZM74 190H72V192L74 191ZM80 190L81 189H79V192H80ZM196 190H200V191H197V193H196V195H195V192H196ZM0 191H1V189H0ZM4 191V190H3ZM2 191V192H3ZM12 191V190H11ZM11 191H9V193L11 192ZM27 191V190H26ZM30 191V192H31ZM172 191V192H171ZM175 191V192H174ZM208 191V192H207ZM1 192V193H2ZM20 192H21V190H20ZM34 192H36V191H34ZM75 192L76 191H74L71 195H73V194H75ZM78 192V193H79ZM203 192H205V193H203ZM206 192H207V194H206ZM4 193H6V192H4ZM13 193V192H12ZM37 193H38V191H37ZM41 193V192H40ZM194 193V194H193ZM199 193H200V195L202 194V197H203V195H204V197L206 198V200H200V201H194L195 199L194 198H196V197H198L197 198V200L201 197L200 195H199ZM21 194V193H20ZM24 194V193H23ZM39 194V193H38ZM43 194V193H42ZM169 194V195H170ZM198 194V195H197ZM5 196L7 195V194H4ZM9 196L11 195V193L10 194H8ZM14 195V194H13ZM31 195V194H30ZM34 195V194H33ZM36 195V194H35ZM66 195V194H65ZM78 195V194H77ZM194 195L196 196V197H194ZM1 197H2V195H0ZM9 196H8V198H9ZM19 196V195H18ZM41 196V195H40ZM68 196V195H67ZM80 196H81V198H82V195H81V193H80ZM85 196V195H84ZM175 196V197H174ZM0 197V198H1ZM11 197V196H10ZM24 197V196H23ZM27 197H28V195H27ZM70 197V196H69ZM78 197H79V195H78ZM85 197H87V196H85ZM174 197V198H173ZM201 197V198H202ZM204 197H203V199H204ZM35 198H37V197H35ZM71 199H72V197H70ZM75 198V197H74ZM193 199V200H191V199ZM200 198V199H201ZM216 198V199H215ZM2 199H3V197H2ZM7 199V198H6ZM5 199V200H6ZM23 199V198H22ZM28 199V198H27ZM30 199V198H29ZM34 199V198H33ZM4 200V199H3ZM20 200V199H19ZM41 200V199H40ZM82 200V199H81ZM79 200V202L77 201V203L80 205V202L82 203V201H84V200ZM92 200V201H91ZM10 201V200H9ZM24 201H26V200H24ZM33 201V200H32ZM66 201V200H65ZM1 202V201H0ZM13 202V201H12ZM30 202V201H29ZM29 202H27V203H29ZM34 202V201H33ZM43 202V201H42ZM41 202V203H42ZM74 202V201H73ZM85 202V201H84ZM83 202V203H84ZM87 202H85V204L87 203ZM89 202V203H90ZM4 203V202H3ZM44 203V202H43ZM51 203V202H50ZM68 203V202H67ZM67 203H66V206H67ZM75 204H76V198H75V202H74ZM83 203H82V205H83ZM89 203H87V205L89 204ZM13 204V203H12ZM11 204V205H12ZM19 204V203H18ZM22 204V203H21ZM20 204V205H21ZM32 204V203H31ZM45 204V203H44ZM44 204H42V205H44ZM78 204H76V210H75V212H77V210L79 211V212H82V208H83V206H82V210L80 211V207H79V205ZM3 205V204H2ZM2 205H0L1 207H2ZM5 205H6V203H5ZM7 205L9 206V204L7 203ZM15 205H17V204H15ZM29 205V204H28ZM33 205H35V204H33ZM46 205V204H45ZM192 205V207L194 208V209H196L197 208V206H199L200 207V210H201V213H200V215H191V216H189L188 217V209H189V207ZM7 206V207H8ZM14 206V205H13ZM25 206V205H24ZM75 206V205H74ZM77 206L79 207V209H77ZM4 207V206H3ZM2 207V208H3ZM18 207V206H17ZM42 207V206H41ZM20 208V207H19ZM23 208V207H22ZM31 208H32V206H31ZM38 208V207H37ZM43 208V207H42ZM75 208V207H74ZM6 209V208H5ZM5 209H2V211L1 212H4L3 210H5ZM11 209V208H10ZM29 209V208H28ZM49 209V208H48ZM55 209V208H54ZM11 210H13V209H11ZM34 210V209H33ZM44 210V209H43ZM10 211V210H9ZM17 211L19 212V210L17 209ZM24 211V210H23ZM47 211V210H46ZM0 212V213H1ZM11 212H13V211H11ZM11 212H7V210H6V212H4V213H8L9 215H12V214H10ZM22 212V211H21ZM39 212V211H38ZM50 212V211H49ZM74 212V213H75ZM26 213V212H25ZM24 213V214H25ZM30 213V212H29ZM33 213V212H32ZM35 213V212H34ZM43 213V212H42ZM67 213H68V211H67ZM90 213V212H89ZM89 213H87L89 216H88V219L90 218V221H91V219H92V217H90V214ZM21 214V213H20ZM38 214V213H37ZM46 214V213H45ZM49 214V213H48ZM60 214V213H59ZM77 214H80V213H77ZM84 214H86V213H84ZM83 214V215H84ZM86 214V215H87ZM7 215V214H6ZM8 215V216H9ZM15 215V213L12 215V216H14ZM17 215H18V213H17ZM22 216H23V214H21ZM43 215V214H42ZM61 215V214H60ZM65 215V214H64ZM82 215V214H81ZM82 215V216H83ZM4 216V215H3ZM32 216V215H31ZM34 216V215H33ZM82 216H78L77 217V215L75 216L76 217V219H78L80 222H82V224H83V221H81L82 220ZM2 217V216H1ZM5 217V216H4ZM17 217V216H16ZM19 217V216H18ZM28 217H29V215H28ZM42 217V216H41ZM48 217V216H47ZM46 217V218H47ZM81 217V218H80ZM87 217V216H86ZM85 216H84V218H86ZM27 218V217H26ZM38 218V217H37ZM22 219V218H21ZM34 219V218H33ZM43 219H45V217H43ZM61 219V218H60ZM67 219H68V217H67ZM88 219H83L84 220V222H87V220ZM103 219V220H102ZM28 220H30V218L28 219ZM69 220V219H68ZM104 221V223L102 222V221ZM25 221V220H24ZM41 221H42V219H41ZM46 221V220H45ZM79 221H77L76 220V222H79ZM19 222V221H18ZM21 222H23V220L21 221ZM26 222V221H25ZM30 222V221H29ZM68 222V221H67ZM166 222H168V224L166 223ZM35 223V222H34ZM41 223V222H40ZM42 223H43V221H42ZM53 223V222H52ZM64 223V222H63ZM69 223H72V222H70V220H69ZM100 223V224H99ZM23 224V223H22ZM30 224V223H29ZM49 224V223H48ZM79 225H80V223H78ZM81 224V226H83ZM41 225V224H40ZM51 226H52V224H50ZM61 225V224H60ZM69 225H72V224H69ZM100 225V227H98ZM46 226V225H45ZM44 226V227H45ZM50 226V227H51ZM63 226V225H62ZM68 226V225H67ZM49 227V228H50ZM55 227V226H54ZM29 227L27 226V229H28ZM31 228H33V226H31ZM37 228V227H36ZM35 228V229H36ZM60 228H62V227H60ZM92 228H94L93 230H92ZM64 229V228H63ZM68 229H69V227H68ZM82 229V228H81ZM28 230H30V228L28 229ZM27 230V231H28ZM34 230V229H33ZM33 230L31 231V234H32V232H33ZM55 230V229H54ZM53 230V231H54ZM61 230V229H60ZM67 230V229H66ZM73 230V231H74ZM112 230L113 231H115L114 233H112ZM149 230H152L153 232H148ZM26 231V232H27ZM47 231H48V229H47ZM72 231V232H73ZM81 231V230H80ZM111 231V232H110ZM167 231V232H166ZM30 232V231H29ZM35 232V231H34ZM61 232V231H60ZM71 232V233H72ZM79 233V235H77L78 233ZM107 232H108V234H107ZM46 233V232H45ZM80 233H84V234H80ZM110 233H112V234H110ZM29 234V233H28ZM41 234V233H40ZM44 234V233H43ZM55 234V233H54ZM34 235H35V233H34ZM56 235V234H55ZM67 235V234H66ZM69 235H72V234H70L69 233ZM32 236V235H31ZM42 236V235H41ZM68 236V235H67ZM67 236H65V237H67ZM73 236V237H74ZM110 236V239L108 238ZM36 236H33V238H35ZM38 238H40L39 236H37ZM53 237V236H52ZM72 237V236H71ZM72 237V238H73ZM32 238V239H33ZM45 238V237H44ZM64 238V237H63ZM69 238V237H68ZM67 239V238H66ZM71 239V238H70ZM69 239V240H70ZM34 240V239H33ZM38 240V239H37ZM44 240V239H43ZM42 240V241H43ZM55 240V239H54ZM68 240V241H69ZM72 240V239H71ZM44 241H46V240H44ZM43 241V242H44ZM48 241V240H47ZM53 241V240H52ZM41 242V241H40ZM40 242H38V244L40 243ZM43 242H41V244L43 243ZM36 242H34V244H35ZM64 243V242H63ZM67 243V242H66ZM73 243V242H72ZM71 243V244H72ZM31 244H33V243H31ZM37 244V243H36ZM38 244H37V246H38ZM70 244V243H69ZM76 244V242L74 243V245ZM79 244H81V245H79ZM43 245V247H44V244H42ZM46 245L48 246V242H47V244H46V242H45V247H46ZM50 245V244H49ZM52 245V244H51ZM53 245H55L54 243H53ZM63 245H65V244H63ZM81 246V248L79 247V246ZM34 246H36V245H34ZM32 247V249H35V247ZM57 246V245H56ZM71 246H73V244L71 245ZM42 246L41 247H37L38 249H40L41 251H42V248H43ZM49 247V246H48ZM51 247V246H50ZM64 247H66V246H64ZM63 247V248H64ZM70 247V246H69ZM74 247V246H73ZM72 247V248H73ZM77 247H79V248H77ZM83 247V248H82ZM37 248H36V250H37ZM71 247L69 248V249H72ZM68 249V247H67V251L69 250ZM78 249V250H77ZM80 249H82V251H79ZM35 250V251H36ZM40 250L39 251H37V253H41L40 252ZM44 250V249H43ZM45 250H46V248H45ZM59 250V249H58ZM64 250V249H63ZM79 251V252H78ZM48 252V250L47 251H45V253H47ZM62 252V251H61ZM68 252H70V250L68 251ZM73 252V251H72ZM75 252H74V254H75ZM30 253H32V250H30L29 251V255H30ZM44 253V254H45ZM63 253V252H62ZM66 253V252H65ZM28 254V253H27ZM33 254H34V252H33ZM42 254V253H41ZM67 254V253H66ZM81 254V255H80ZM27 256V258L25 257V259L23 260V261H25V263H26V260L27 261H29V258L28 257H30V256ZM38 254H36V256L35 255H33V256H35V257H38L37 256ZM68 255H69V253H68ZM42 256V255H41ZM45 256V255H44ZM43 256V257H44ZM70 256V255H69ZM75 256V261L77 260V263H80V262H78V259H80V258H78L77 256H78V254L77 255H74ZM74 256H72V257H74ZM46 257V256H45ZM49 257V256H48ZM55 257V255L53 256V258ZM72 257H67L66 259H68V258H72ZM39 258V260H40V257H38ZM37 258V259H38ZM47 258V257H46ZM45 258V259H46ZM56 258V257H55ZM57 258H59V256H57ZM77 258V259H76ZM43 260V259H42ZM47 260L49 261V259L47 258ZM71 260H72V262H71ZM70 260V262H71V264H75L74 262H73V259H71ZM47 261V262H48ZM37 262V261H36ZM36 262H34V264L36 263ZM39 262V261H38ZM37 262V263H38ZM60 262V261H59ZM22 263V262H21ZM20 263V264H21ZM24 262L22 263V264H25ZM32 263H33V261H32ZM39 263H41L42 264V262H39ZM38 263V264H39ZM57 262H55V264H56ZM67 263H68V261H67ZM76 263V264H77ZM27 264V263H26ZM31 264V263H30ZM44 264V263H43ZM47 264V263H46ZM59 264V263H58Z\"/></svg>",
  "mask_w": 264,
  "mask_h": 264
},
{
  "label": "crops",
  "instance_id": "crops-1",
  "mask_svg": "<svg viewBox=\"0 0 264 264\" xmlns=\"http://www.w3.org/2000/svg\"><path fill=\"white\" fill-rule=\"evenodd\" d=\"M136 1H138V0H134L132 3L136 2ZM167 7H170L172 12L169 11V9H167ZM179 15H180V22H179L180 23V29H179V33L175 37L176 31H177V28H176L177 22L175 20H177V17ZM181 16H182V14H181V11H180L178 5L172 0H139L138 5H137L135 11L133 12V14L131 16H129V19L126 22L121 23L119 25L118 29L115 28V30H119L120 27H123V29L122 28L121 29L124 30L123 31L125 34L124 36H126L127 38L126 37L122 38V36H121L120 39H123L124 43L127 41L126 46L128 44V41H129V43H131L133 45V47L135 46L134 47L135 49L136 48L137 49L139 48V50L141 49V51H139V52H144V53L147 52L146 55L143 54L144 57L146 56V58H147L150 56V54H148V52H152L150 57H153V56L155 57L157 54H160L159 52L161 50H164L167 47H169L178 38V36L181 32V29H182V25H183L181 22V18H182ZM99 30H100V28H99V25H98L96 19L94 17H87L83 20H80V21L74 23V24L59 27L55 31L45 35L43 38L34 40L33 43L30 45V54H31V56H33L32 58H34V64L37 61L39 68L35 64V67H37L36 70L33 69V70H35V72L31 71V69H30V71L32 73L31 72L25 73L26 68L23 66V68H25L24 69L25 75L22 72L23 70L18 69V68H22L21 66H18L19 65V63L17 64L18 60H17L16 64H14V67H15V69L17 67V70H15L13 67H12L13 68L12 70L9 69L11 63L13 62L11 60L12 56H10L9 54H13V53L8 52V54H7V52H6V54H5V52H4L2 55L5 54V56H0V70H1V72H0V94H1V90L3 92L4 90L7 89L6 87L9 86L10 88L8 87V89L12 88V89H15L17 91V94H15V95H17V97L19 96L22 98V96L24 94V96H25V102L24 103L27 106V107H24L25 108L24 110H26V108L30 109V111L32 109H35V111H36V109H37V111L38 110L41 111V109L42 110L44 109L43 114H41L42 111H41V113L38 111V113L41 114V116L38 115L41 117V121L39 119V121L41 122L40 123V129H39V127L37 128L35 126L36 124H34V122H33L34 125L31 124L32 125L31 127H33L32 128L33 131H35L34 127H36V129H38L41 132L40 133L38 130H36V131H38V134L39 133L40 134L39 135L36 133L35 134H36V137L41 136V140L43 139L42 140L43 144H41V142H40V139H39L40 137L37 139H34L35 141L39 140L40 145L37 143L38 141L36 143L33 142V138H31V135L28 134L30 127L27 125L26 126L29 127V129L28 130L24 129V130L28 131V133L27 134L24 133V134L30 136L28 140H30V138H31L32 143H35L34 148H35L36 144H38L39 146L43 145L44 148H47L49 150L48 154H52V155L54 154V157H52V159L54 158L55 160L54 159L52 160L51 156H50L51 161L49 160V157L44 156L46 159H48L47 160L48 164L51 163L50 165H48L49 167L52 164L55 165V166L52 165L54 167H56V164L57 165L60 164L59 166L61 168L62 167L67 168L65 166L69 162L73 167H75L73 164L74 162H76V163L81 162L82 164H84L83 166L88 167L86 165H88V163L90 165V162H91L90 160H92V158L102 150V148L107 143L108 137L111 136L112 130L114 132V130L116 129V128H114L111 130V128H113L112 127L113 123L109 118H111L113 116H110L109 111L106 110L108 108L105 109V107H103L105 104L102 105L99 101H97L98 97H97V99H95L92 96L95 95L94 97H96L99 95L98 93L100 92V97H101V94L105 93V92L101 93L102 90L104 91V89L105 90L107 89L106 91L109 90L111 93L113 90V92L115 91V93L114 94L112 93L113 94L112 97L114 98L116 96L117 98L116 97L115 98L119 99V101L116 102V103H118V102H120V100H122L121 98L123 96L126 97V95H124V93H125V89H127V87H129L128 86L129 84L127 83L128 77L132 78L133 84L131 83V81H130V83L133 86L137 85L136 88H133L135 90H137V88L140 90V87L142 85H144L143 83H145V82H143V80L145 79L144 77H147V70H144L143 66H142V68L144 71H142L140 69L141 68L140 66H139L140 68L138 67V69H140L139 70L140 73L144 72V74L141 73L142 75L139 72H137V74L135 72V74H134V71L132 70V68L130 69L129 65H131L133 62L134 63L137 62V60H138L136 58H135L136 60L134 59V56L136 57L138 55V52H136V50H134L132 45H129V46H131V48H133V50L135 52H133V50L129 46H127V47L124 46L125 48L128 49V51L126 50V52H125L127 55L126 57H128V56L130 57L131 53L136 54V55L132 54V56H131V57H133V58H131L132 61H131V59L129 60L131 62V64L128 63V61H126L127 59H125L123 56L122 57L118 56L119 53L122 55L123 54L125 55V53L121 52L123 49L122 48L123 42L121 40H120V42H122V43L119 44V42L117 41L118 42L117 46L114 47L116 49L122 48L121 50H119L120 51L119 53L116 49H114L112 47L113 45L111 46V48L114 49L113 51H115L117 53V56H118V59L117 60L115 59L116 64H113V66H112L111 59L110 58L106 59V58L108 56L115 55L116 53L113 52L112 55L106 56V55H103V53L101 54L100 51H103V49L106 52L108 50L111 51V49L109 48L110 47L109 42H111L109 40V37L112 38L111 36L114 33H110V35L105 34L106 37H104V36L100 37L101 33L99 32ZM122 30H119V34H120V31H122ZM116 32H117L116 33L117 35L114 34V37H113L114 40H115V38H116V40H118V38H119L118 31H116ZM123 32H121L120 35H122ZM124 38H126L127 40ZM100 39L104 40L105 42L102 41V43H103L102 44L100 42ZM113 39H111V40L115 43V41ZM6 40H7L6 38H1L0 39V46H6V45H9L11 43L10 42L9 44H6L5 43ZM107 40H108V42L106 43ZM9 41L10 40H8V42ZM98 41L103 46L98 44ZM105 43L108 46L104 45ZM97 44H98V46H97ZM121 45H122V47H121ZM103 47H105V48H103ZM97 49L99 51H96ZM3 50H5V49H3ZM95 51L97 52V56H94ZM109 51H108V54L110 53ZM129 51H130V53H129ZM96 52H95V55H96ZM98 53H100L101 56H99ZM15 54H13V55H15ZM20 54H22V53H20ZM141 54L142 53H139L138 56H143ZM147 54L149 56H147ZM22 55L19 57H22ZM24 55H23L24 58L27 57V58H25L27 60L24 59V61L29 62L30 66H31V67L30 66L29 67L26 66V67L27 68H33L34 64L30 62V61H32L31 56H27L29 54H26V56H24ZM91 56H94L95 59L92 58ZM23 57L19 58V61L22 60ZM144 57L142 59H144ZM28 58H30V59H28ZM90 58H91V60H90ZM148 59H150V58H148ZM28 60H30V61H28ZM107 60H110L111 62L106 63ZM133 60H135V61H133ZM139 60H141V59L139 58ZM85 63H87V64H85ZM109 63H111L112 67L109 65ZM132 65H134V64H132ZM144 65H145V62H144ZM41 66H43V68L40 69ZM81 66H83V67H81ZM136 66L137 65L135 64V67ZM46 67L48 68V72L45 70ZM145 67H146V65H145ZM78 68H81V69L79 70ZM84 68H85V71H87V72L89 71L88 73H90V75L84 71ZM39 69L41 70V72ZM49 69H53V71L55 70L54 74L52 73L53 71L50 70L51 71L50 72ZM74 69H77V70L74 71ZM42 70L44 73H42ZM70 70H71V72H69ZM18 71H21L20 74L23 73L24 76L22 78H24L23 79L24 82H22V79L20 78V74ZM26 71H29V70H26ZM36 71H38V73L40 72V74H43L44 76H42L40 78L39 75H37L38 73ZM58 71H60V72H58ZM61 71H63L62 72L63 74L61 73ZM72 71H74V73H72ZM81 71L83 74H85V73L86 74L83 75L81 73ZM132 71H133V73H132ZM45 72H47L48 74L50 73L49 75L46 73L50 79H52V75H53V77L56 78L55 80H57V81H58V79H60L61 77L66 75L65 76V78L67 77V79H66L67 82L65 83L66 85L69 82L68 81V75L69 76L71 75L69 80L70 79L73 80L75 85L77 84L78 86H75L73 82L69 83V85L71 84V86H72V84H73V86H75L76 89H77V87L79 88L81 86V88H82V86H84L82 88V92H84L85 90L87 91V88H89L88 91L91 92L90 95H92V93L94 94V92H95V94L90 96L89 94L80 93L81 91H78V90H76L78 92H67V93L65 92V94L62 91L57 92L55 86H51L49 84L50 80H48V82H47V80L42 81L43 78L46 76ZM67 72H68V74H66ZM56 73H57V77L55 76ZM60 73H61V75H60ZM79 73H80V75H78ZM75 74L78 75V78L82 76L84 78V80H85V78L87 79L88 77H90V79H91V80L89 79L91 81V82L89 81L90 86H88L89 85L88 83L86 85V83L84 82L83 79H82L83 83H85L84 85L77 82V79H75V77H74ZM132 74H134V75H132ZM77 75H76V77H77ZM86 75H88V77ZM102 75L105 76L104 77L105 80H103V78H101ZM135 75H138L139 76L138 78L140 80L142 79L143 83H141V81L139 82L138 79L135 80L136 78L133 79V77ZM17 76H19V77H17ZM72 76L74 77L75 81H74V79H72ZM84 76H86V77H84ZM140 76H142V77H140ZM15 77L18 80H15ZM48 77H45V79ZM131 78H130V80H131ZM9 79L11 80L12 85L10 84ZM14 80L16 81V83L14 82ZM60 80H61V82H65V80L64 81H62V79H60ZM136 81H138V82H136ZM12 82H14L15 84ZM134 82H136L137 84H135ZM6 83H8L7 84L8 86L6 85ZM62 84H64V83H62ZM139 84H140V86H139ZM52 85H53V83H52ZM66 85H65V87H67V90H71L72 88H74L73 86L71 87L69 85H67V86ZM145 86L146 85L143 86L144 90L142 92L135 91L137 93V95L134 93V90L133 91L131 90V92H130V93L134 94L133 96L136 95L135 99H139L138 102H136L137 106H136V104L133 105L132 101L134 100V98L132 97V94H131V97H129L127 95V97H129V99L132 98L131 102H130L131 99L126 101L127 98L124 97L125 103L123 102V100L121 103H124V105L126 104L127 105L126 108L128 107L129 102H130V106L133 105V107H131L132 111H130V109H129V111L131 113H133L131 115L132 116L131 117L132 126L133 125L135 126L134 129L136 132L138 131L137 135H141V137L136 135L137 137H139L138 138L139 141L144 140L145 139L144 137L147 136L150 139H152L153 141L158 142L156 139H158L160 131H158L157 125L160 124V122L159 123L157 122L158 117L156 114H153L151 107L148 109L146 107V98H145L146 87ZM58 87H60V86H58ZM68 87L71 89H68ZM91 87L94 89V92H92L93 90L90 89ZM104 87H106V88H104ZM63 90H66V89H63ZM79 90H81V89H79ZM141 90H142V87H141ZM7 91L9 92V93H7L8 95L6 94L4 96V94H3L2 96H4V97L9 96L12 98L13 96L10 93H12L14 91H12V90H11V92L9 90H7ZM97 91H99V92L96 93ZM129 91H130V88H129ZM110 92H106V93H108V94H105L106 98L110 99V97H111ZM14 93H13V95H14ZM57 94H59V95H57ZM55 95H57L58 97L57 96L54 97ZM109 95H110V97H109ZM53 97H54V99L50 102V99H52ZM0 98H1V96H0ZM13 98L16 99V97H13ZM5 99H6L7 104H8L9 98L6 97ZM103 99L104 100L101 99V101L109 102V99L105 100V97ZM99 100H100V98H99ZM110 100H112V99H110ZM2 101L3 100L0 101V105L4 104L6 106V104H5L6 102H2ZM14 101H16L15 104L17 106V103L19 102L18 99L14 100ZM22 101L20 99V103ZM112 102H115V99ZM9 103L10 104H8V107L11 106L9 108L12 109L15 105H13L14 103L11 104L12 102H9ZM109 103H111V101ZM116 103H114V104H116ZM121 103H118L116 106L113 104L116 107L115 109L119 108L118 109L119 111H120V108L123 109L122 108L123 105H121ZM134 103H135V101H134ZM22 105L24 106V104H22ZM45 105H47V106L45 107ZM1 107H3V106H1ZM1 107H0V110L3 109ZM107 107H109V106L107 105ZM112 107H109V108L112 109ZM19 108H20V106H19ZM124 108H125V106H124ZM173 108H175L176 115H178L180 118H182L181 120H182L183 125H187L188 122H193L195 124L192 132L186 138H184L180 142L176 143V144H179V143L183 142L184 140H186L193 133V131L195 130V128L198 124V117L193 115L192 113H190L189 111H187L184 108H181V107L179 108L178 105H173ZM115 109H113L112 111H114ZM118 110H116L115 113L110 111L111 115L116 114V112H117L116 115H118ZM5 111H6V109H5ZM5 111H2L3 113L0 112V172H4V171L9 172V168L8 169L5 168V167H7L6 165L8 163L10 164L11 160L13 161V158H15L14 156L17 155L16 158H18V153L22 150L21 147H23L24 148L23 150H25L24 146H26V148H27V146L29 145L27 142L24 141L26 139L25 136L22 137L23 133L21 132V130H22L21 127L23 124L21 123L22 125L19 126V124H18L19 121L16 122V124L14 122V121H16V119L20 120L21 119L20 117H22L23 114L26 115L25 111H22L23 112V114H22V113H20L21 110H20V112L18 110H16V111H18L17 112L18 115H21V114L22 115L18 118L16 117L17 114H15L16 118H14L13 116H10V117H13L12 118L13 120L8 116V115H10L11 112H9V114L6 115V113H8V111H9V109H7L6 113H5ZM12 112L15 113V109L12 110ZM32 112H34V111H32ZM121 112H123V111L121 110ZM125 112H126V110H125ZM119 114H120V112H119ZM11 115H13V114L11 113ZM116 115H114L115 119H116ZM121 116L123 117V115H121ZM121 116H119V117L121 118ZM23 117H26V116H23ZM27 118H29L28 115H27ZM123 119H124V117H123ZM22 120H25V118ZM22 120L20 122H22ZM27 120L28 119H26L25 121L27 122ZM113 120H114V118H113ZM117 120H115V122L116 121L118 123L121 122L119 120L118 116H117ZM121 120H122V118H121ZM25 121H24V124L26 123ZM39 121H37V122H39ZM30 122H32V120ZM120 125L122 126V124H119V126ZM18 126L20 127V129ZM129 126L132 127L130 124L128 125V127ZM117 129H118V127H117ZM24 130H23V132H24ZM110 130H111V133H110ZM121 130H120V132H121ZM125 130H126L125 132H128L127 130H129V132H130V129L125 128ZM117 131H116V133H117ZM135 131H134V133H136ZM118 133H119V131H118ZM118 136H121V135H118ZM127 136H128V134H127ZM127 136H125V137H127ZM33 137H34V135H33ZM122 137H121V139H122ZM117 138H119V137H117ZM20 139H21V141H20ZM113 139L115 140V138H113ZM127 139L130 140L129 137ZM116 140L119 141V139H116ZM122 140H124V139H122ZM133 140H137V139H135L133 137ZM26 141H27V139H26ZM21 142L23 143V145L25 143H27L28 145L26 144L24 146L23 145L19 146V145H21ZM32 143L30 142V145ZM165 145H175V144L173 143V144H165ZM18 146H19V149L21 148L20 151L18 149ZM31 147H33V145H31ZM31 147H29L30 151H31ZM37 149H39V148H35L34 152ZM32 151H33V149H32ZM32 151H31V153L29 151H27V152H29V155H31ZM40 151L35 152V153L33 152L35 155L34 156H32L33 154L31 155V157H33L32 159H29V158L26 159L25 157L28 155V153L24 151V153H27L25 157L22 154L23 157L25 158L24 160L28 161V159H29V162L31 161V164L33 163L32 165H36L38 168V169H36V167L33 168L32 166L28 165V168L26 170H31L32 168L34 171H35V169H36V171H38V170L39 171L40 170H56V169L58 170L60 168V167H57L56 169H52V167L49 168L46 165L44 166L43 164H46L47 162L43 163V164L41 163V164H39V166H38V163L37 164L34 163V161H32V160L35 159L36 157L38 159L36 158L37 160H35V162H38V160L39 161L41 160L39 158L40 154L43 158L42 153H44V152L41 151L42 152L41 153ZM45 151H46V149H45ZM37 154H38V156H37ZM45 154L47 155V153H45ZM20 157L22 158L21 154H20ZM28 157H30V156H28ZM16 158L14 161H16ZM45 158H43L41 160V162H43V160ZM21 160H23V158ZM61 160L67 161V162H63ZM85 160H87L88 163ZM82 161H85V162H82ZM23 162L26 163V165L28 164V162H26V161H22L20 163H23ZM12 163H14V162H12ZM17 163L18 162H16V164ZM76 163H75V165L78 164V163L77 164ZM11 164H10V166H11ZM18 165H21V164L18 163ZM24 165H23L24 168L21 167L22 169L20 171L25 170V167H27V166H24ZM71 165L70 166L68 165L69 168L72 167ZM15 166L17 167V169H16V171H17L18 166L17 165H15ZM15 166H14V168L12 167L10 169H12V170L15 169L16 168ZM40 166H42V167L40 168ZM83 166H79V167L84 168ZM3 167L5 168V170ZM79 167L77 169H79V171L81 172ZM64 168L62 171H64ZM75 168H73V169L75 171H77V169H75ZM1 169H3L4 171H1ZM6 169H7V171H6ZM68 171H69V169L66 172H68ZM82 171H83V169H82ZM119 172H121V169L116 171L115 173H113L111 175L112 178L114 179V182H115V186L113 187V189L111 191L106 193V191H105L107 189L106 183H104V185H103V188H102L101 193H100V199H99L101 211H102V213H104L106 211L105 208H106L108 201H105V199H104L105 195H107V197L110 199V201L117 207V212H122L124 206L129 205V204H133L134 212H135V214H137V218H136L137 223L131 229L135 230L136 232L146 231V230L150 229L151 227H153L149 223L150 219L148 217L144 216V214L147 212V210L150 207V202L146 198V194L143 192H140V193L133 195V197H132L133 199L130 203L123 202V198L125 196L124 193H125V189L127 186L126 182L130 181L132 179V177L122 176L119 174ZM71 176L69 178H70V180L71 179L72 180H71V182L70 181L69 182L71 184H73L74 182H76V180L73 182V177L71 178ZM80 176L78 174V176H74V177L80 179ZM111 176H109V177H111ZM69 178H67V179L69 180ZM81 179L82 180H80V181L83 183V176H81ZM81 182H79L77 180V185L79 184V186L78 187L76 186L77 188H75L76 190H74V191H76L75 192L76 204H78L77 201L79 202V200L82 199L80 196V193L82 195V189H84V187H87V186H83V184L80 186ZM75 184H73V186ZM79 189H81L80 192H79ZM77 194L79 195V197ZM166 204H167V207L163 210H159L160 213H162V214L165 213V211L168 208L169 202H167ZM81 205H82V203L80 202V205H79L80 210H81ZM79 207L77 206V209H79ZM77 212H79V211L77 210ZM114 226L123 230V231L129 229V227H127L124 224H118V225H114ZM72 227H73V225L70 226L71 229H72ZM9 245H10V243L7 240V236L0 232V264H20L21 259L19 258V256L16 253H14V251H10Z\"/></svg>",
  "mask_w": 264,
  "mask_h": 264
},
{
  "label": "rangeland",
  "instance_id": "rangeland-1",
  "mask_svg": "<svg viewBox=\"0 0 264 264\" xmlns=\"http://www.w3.org/2000/svg\"><path fill=\"white\" fill-rule=\"evenodd\" d=\"M78 1V0H77ZM87 1V0H86ZM96 2H98V1H101V0H95ZM102 1H110V5H111V2L113 3V1H114V3L116 2V0H102ZM101 1V2H102ZM119 0H117V2H118ZM123 1V0H122ZM121 0H120V4H121V2H122ZM127 2L128 0H124V2ZM139 1V0H138ZM138 1H136V2H134V3H132L130 6H129V8L126 10V12H125V15H124V17H123V19L122 20H118V23L119 24H121L122 22L124 23V22H126L128 19H129V16H131L132 14H133V12L135 11V9H136V7H137V5H138ZM189 3H190V5H192L193 4V2H195L194 0H187ZM191 1H193L192 3H191ZM202 1V0H201ZM89 2V1H88ZM93 2V1H92ZM91 2V3H92ZM196 2H200V0L198 1V0H196ZM195 2V4H194V7L195 8H197L196 9V11L198 12V8H201V6H199V4L198 3H196ZM47 3V2H46ZM78 3L80 4V1H78ZM85 3V2H84ZM100 3V2H99ZM106 3V2H105ZM123 3V2H122ZM82 4V3H81ZM101 5L100 6H102V3H100ZM108 4V3H107ZM201 4H203V2H201L200 3V5ZM48 4H46V6H47ZM96 5V4H95ZM99 5V4H98ZM110 5H109V7H107L106 6V4H105V6H104V8H111L110 7ZM188 5V4H187ZM45 6V3L43 2V0H14V2H13V7H14V9H16L17 10V12H16V10L14 11L15 12V15H16V17L18 18V21L16 22V24H15V28H16V30L17 31H14V29H13V31L14 32H20V33H24V31H26V33H28L29 35H30V33L31 32H33V28H35L34 27V25H33V18H31V20H32V23H30V22H27L26 23V21L27 20H29L30 19V17H33V16H31V15H33V13L35 14L37 11H39V13H40V15H41V12H42V15H44L45 14V12H43V11H40L41 9H43L44 8V10H45V8L46 7H44ZM94 6V5H93ZM116 6L118 7H120L121 5H118V3H116ZM95 7V6H94ZM190 7V6H189ZM193 7V6H192ZM194 7H193V9H194ZM203 8L202 9H206V7H205V5L204 6H202ZM96 8H98V6L96 7ZM31 10V9H35V11L36 12H34V10L32 11V12H30V14H29V12L28 13H26V12H24V10ZM37 9V10H36ZM167 9H169V11H171L172 12V10L170 9V7H167ZM189 9V8H188ZM200 10V9H199ZM201 11V10H200ZM202 11H205V10H202ZM206 11H208L207 9H206ZM190 12V11H189ZM39 13L37 12L36 13V15H34V17L36 16V18L37 17H42V15L40 16L39 15ZM190 13H193V12H190ZM205 13H206V15H207V12H204V13H200V15L202 14H204L205 15ZM209 14H210V12H208ZM195 14H196V12H195ZM208 14V15H209ZM26 15V16H25ZM27 15L29 16L30 15V17L28 18L27 17ZM192 16H193V14H191ZM201 15V16H202ZM204 15H203V17H204ZM198 16H199V14H198ZM198 16L196 17V18H198ZM210 16V15H209ZM182 17V16H181ZM194 17V20L196 19L195 18V16H193ZM200 17V16H199ZM205 17H207V18H210V17H208V16H205ZM28 18V19H27ZM26 19V20H25ZM193 19V18H192ZM203 19V18H202ZM205 19V18H204ZM198 20H200V19H198ZM198 20H197V22H198ZM176 22H177V24H176V28H177V31H176V34H175V37L177 36V34L179 33V29H180V15L177 17V20H175ZM196 21V20H195ZM195 21H194V23H195ZM201 21V20H200ZM207 21H209V19L207 20ZM206 21V19H205V22H206V24L208 23ZM181 22H182V24H183V18H181ZM204 22V21H203ZM117 23V24H118ZM193 22H192V26H193V24H194ZM211 23V22H210ZM214 23V22H213ZM116 24V23H115ZM115 24H111L112 26H110V27H112V30H111V28H109L108 29V27H106L105 28V26L102 28V30H101V32H103L104 34L106 33H108L109 31H114L115 30V27L117 26V24L115 25ZM201 24V23H200ZM199 24V25H200ZM195 25H196V23L194 24V27H195ZM199 25L197 26V28H199ZM205 25V24H204ZM208 25V24H207ZM210 25H212V24H210ZM119 26V25H118ZM209 26V25H208ZM217 26V25H216ZM216 26H214V30H212L213 32L216 30ZM219 26V25H218ZM204 26L203 25H201V27L200 28H203ZM207 26H205V28H206ZM220 27V26H219ZM219 27H217V28H219ZM10 28V27H9ZM209 28H210V26H209ZM224 28V27H223ZM6 29V28H5ZM4 29V30H5ZM11 29V28H10ZM36 29V28H35ZM192 29H193V27H191V31L190 32H192ZM208 31H209V29L208 28H206ZM213 29V28H212ZM221 29V28H220ZM4 30H3V33L2 34H5L7 31H5V33H4ZM12 30V29H11ZM106 30H109V31H107L106 32ZM194 30V29H193ZM200 30H202V29H200ZM218 30V29H217ZM13 31L11 32V31H9V32H11V33H13ZM196 32H197V30H195ZM195 31H194V33H195ZM204 31V29L201 31V33ZM212 31H209V33H210V35H208L209 33H205L204 32V34H205V36L204 35H202L203 36V38L204 39H202V40H200V38H199V42H195L196 44H194L195 46H196V48H194L195 50H197L199 53L200 52H203V55H204V52H206L207 54H208V56L207 55H204L205 57L207 56V61L208 62H206V58L204 57V58H201L200 57V59L201 60H205V62H204V64L202 65V66H204L205 67V69H207V72H209V73H213L214 75H215V73H216V75L215 76H217L218 74H221V73H223L224 72V66H223V62H224V60H225V53H230V52H232L234 49L232 48L233 47V45H232V47H230V42L233 40V39H231V41H229V39L227 38V37H225V36H221V35H219L220 33L218 32V34H217V32L215 33H213ZM218 31H220V30H218ZM223 31V30H222ZM9 32L7 33V36H9ZM114 32H116V31H114ZM228 32V31H227ZM110 33V32H109ZM108 33V34H109ZM113 33V32H112ZM223 33V32H222ZM224 33H226V31L224 32ZM232 32H230V34H231ZM191 34V33H190ZM196 34V33H195ZM199 33H197L196 35H198ZM228 34H229V32H228ZM192 35L193 36H190V38H191V41H192V39L194 38V36L196 37V35H194L193 33H192ZM0 36L2 37V35L0 34ZM7 36H5L6 38H7ZM201 36V35H200ZM199 36V37H200ZM229 36V35H228ZM32 37V36H31ZM3 38H4V36H3ZM9 38V37H8ZM12 38V37H11ZM189 38V39H190ZM15 39V38H14ZM18 39H20V38H16L14 41H16V42H18L19 43V41H17ZM23 40V39H22ZM187 40V39H186ZM195 41H196V39H195ZM20 42H22V43H20L21 44V46H23L25 43L23 42V41H20ZM186 42V41H185ZM193 42V41H192ZM233 43V42H232ZM20 44H18L17 45V43L15 44L16 46H18V48H19V50H18V53H21L20 52V49L21 48H25L24 46L23 47H21L20 46ZM23 44V45H22ZM29 42H27V44L26 45H28L29 46ZM187 44H189V42L187 43ZM15 45H6V46H0V52L3 50V49H5V51H7V52H11V51H13V49L11 50L10 48H9V50H11V51H9L8 50V47H13V46H15ZM25 45V46H26ZM190 45H192V43L190 44ZM28 46H26V47H28ZM184 46V45H183ZM182 46V47H183ZM194 46V47H195ZM234 46H235V44H234ZM180 48V47H179ZM178 48V50L180 51L181 49H179ZM185 48V47H184ZM190 48V47H189ZM231 48H232V50H231ZM235 48V47H234ZM191 49V48H190ZM16 50V49H15ZM22 50V49H21ZM188 51H189V49H187ZM187 50H185V51H187ZM192 50V49H191ZM25 51V49L23 50V52ZM177 51V50H176ZM196 51V52H197ZM4 52V51H3ZM182 52H184V51H182ZM17 53V52H16ZM163 53H165V52H163ZM163 53H160L159 54V56H161L162 57V55H164V57L163 58H165V55H166V57H167V54H169L168 52H166V54H163ZM178 53V52H177ZM190 54H191V52H189ZM193 54V56H194V51L192 52ZM205 53V54H206ZM179 55L178 56H180L181 54L180 53H178ZM190 54H188V55H190ZM232 55H234L235 54V50H234V53H231ZM187 55V56H188ZM195 55H198L197 53L195 54ZM202 55V54H201ZM232 55H231V57H232ZM159 56H157V58H158V60H156L155 59V61H156V63L157 62H159V60H160V64H162L161 63V58L159 57ZM177 56V55H176ZM183 57V59L182 58H179V60L177 61V62H179L180 61V59H182V62L181 63H183V60H184V57H185V54H183L182 55ZM192 56V57H193ZM229 56V55H228ZM189 57V56H188ZM187 57V58H188ZM195 58V60H197V57L196 56H194ZM156 58V57H155ZM163 58H162V60H163ZM172 57H170V59H171ZM174 58H175V55H174V57L172 58L173 60H174ZM228 58V57H227ZM176 59V58H175ZM189 59V58H188ZM152 60H153V58H152ZM152 60H150L149 62H147V63H150V65H148V64H146V65H148L149 66V68L150 67H152L153 65H151L152 63H155V61H153L152 62ZM177 60V59H176ZM176 60H174V61H172L171 60V63H169L168 61V63H165V65H159V67H156V68H158L157 70H158V72L159 73H156L157 72V70H156V68L155 67H153V68H155V69H153L154 71H152L151 72V68L149 69L150 71L149 72H151L153 75H154V73H156V74H159V76H160V79L159 80H155V78H154V76H152L151 75V73L150 74H148V72H147V77H146V81H147V79H151L152 81H154V82H151V81H149L150 83H152V84H150V83H148V81L146 82V84L148 83V85H146L147 87H146V92H145V98H146V107H147V109L148 108H150L151 107V109H152V112H153V114H156L157 115V117H158V119H157V122L159 123L160 122V124H158L157 126V129H158V131H160V133H159V136H158V139H156L157 141H158V143H159V145L160 146H164L165 144H176V143H178V142H180L181 140H183L184 138H186L191 132H192V130L194 129V126H195V124L193 123V122H188V124L187 125H183L182 124V118H180L178 115H176V111H175V108H173V105H178V107L180 108H184L183 107V101H182V99L179 97V92H181V90L182 91H184L186 88H188V86L186 87V85H183V83L181 84L179 81L177 82V79H176V81H173V80H169L168 78H165V77H162L161 78V76L164 74V75H167L168 77H169V75H170V73L171 74H173V72H172V70H174V69H176L177 68V70H179V71H176V72H182L183 70H180V69H178V67L180 66L179 65V63H178V65H177V63H176ZM185 60H186V58H185ZM184 60V61H185ZM190 60H192L191 59V57H190ZM201 60H200V62H201ZM166 61V60H165ZM164 61V62H165ZM197 61H199V60H197ZM196 61V62H197ZM232 61V60H231ZM152 62V63H151ZM189 61H187V63H188ZM192 61H190V63H191ZM158 63V64H159ZM185 63V62H184ZM228 63H229V60H228ZM189 64V63H188ZM195 65L197 64V63H194ZM194 64H192L191 66H192V69L190 68V70H192L194 73H196L195 72V65ZM201 64V63H200ZM226 64V63H225ZM187 65V64H186ZM157 66V65H156ZM177 66V67H176ZM181 66H185V64H181ZM180 66V67H181ZM189 66V65H188ZM191 66H189V67H191ZM194 66V67H193ZM199 66V65H198ZM206 66H208L207 68H206ZM231 67L230 68H226V70L228 69L229 71L228 72H230V75L232 76V75H235L236 73H242V71H243V68H241V66H242V64L241 65H238V66H240V67H233V62H232V65H230ZM147 67V66H146ZM187 67V66H186ZM200 67V66H199ZM204 67H202V69H204ZM148 68V67H147ZM188 68V67H187ZM187 68H185V71L187 70ZM182 69V68H181ZM189 69V68H188ZM197 69V68H196ZM202 69H201V71H200V73L202 72ZM147 70V69H146ZM198 70V69H197ZM171 71V72H170ZM185 71H183V72H185ZM192 71H191V73H190V78L189 79H192V77H194V76H192L191 77V75H193L192 74ZM175 73L176 75L177 74H180V76H181V80H182V74H184V76H183V78L186 76H188L189 74L187 73ZM190 72V71H189ZM198 72V71H197ZM206 72V73H207ZM199 73V72H198ZM198 73H196V76H198L197 74ZM205 73V72H204ZM174 74V75H175ZM186 74V75H185ZM212 74V76H214ZM226 74H227V72L225 73V75H223V76H226ZM150 75V76H149ZM175 75V76H176ZM202 75V74H201ZM200 75V76H201ZM179 76V75H178ZM200 76H198V77H200ZM221 76V75H220ZM220 76H218V77H216V80H220L221 78H220ZM173 78L172 79H175V77L174 76H172ZM189 77V76H188ZM204 77H205V75H204ZM204 77H203V80H204ZM208 77V76H207ZM206 77V78H207ZM222 77V76H221ZM163 78H165V79H163ZM171 78V77H170ZM177 78V77H176ZM209 78V77H208ZM208 78H207V81H208ZM215 78V77H214ZM218 78V79H217ZM223 78V77H222ZM226 78V77H225ZM157 79V78H156ZM180 79V78H179ZM187 79V78H186ZM188 79V80H189ZM194 79V78H193ZM195 79H197V78H195ZM200 80H201V78H199ZM224 79V78H223ZM198 80V79H197ZM222 80V79H221ZM220 80V82L222 83V81ZM185 80H183V82H184ZM206 81V80H205ZM205 81H203V82H205ZM206 81V82H207ZM215 81V80H214ZM195 82V81H194ZM197 82H199V81H197ZM186 83V82H185ZM191 83H192V80H191ZM215 83H217V82H215ZM187 84H189V82H187ZM200 84H202V83H200ZM209 84V83H208ZM211 84H213V83H211ZM189 85H191V84H189ZM195 85H197V84H195ZM206 86H203V87H205V90H206V88H207V84H205ZM214 85H216V84H213L212 86H214ZM194 85H192L191 87H193ZM196 87V86H195ZM201 87V86H200ZM209 87V86H208ZM216 87V86H215ZM214 87V88H215ZM194 88V87H193ZM202 88V87H201ZM190 89V88H189ZM210 89H211V87H210ZM192 90V89H191ZM195 90V89H194ZM198 90V89H197ZM201 90V89H200ZM205 90H203V91H201V92H205V95L208 97V95L206 94V91ZM212 91H213V89H211ZM193 91V90H192ZM214 91H215V89H214ZM213 91V92H214ZM207 92H210V90L209 91H207ZM199 93H200V91H199ZM212 93V92H211ZM203 94V93H202ZM199 96V95H198ZM206 96H204V98L203 97H200V98H202V100L201 99H198V100H201V101H203V99H205L204 101L207 103V101H208V98L210 99H212V97H210V95H209V97L208 98H206ZM211 96H213V95H211ZM210 99V100H211ZM210 100L208 101V102H210ZM212 100H214V98L212 99ZM200 101V102H201ZM200 102H198L199 103V105H200V107L202 106V104L204 103H202L201 102V104H200ZM214 102L215 103H217V101H215L214 100ZM211 103V104H210ZM209 104L210 105H213V103L212 102H210ZM173 104V105H172ZM208 105V104H207ZM215 105V104H214ZM203 106H204V104H203ZM216 106V105H215ZM208 107V106H207ZM211 107V106H210ZM212 107H214V106H212ZM217 107V106H216ZM205 108V106L203 107V109ZM211 109V111H212V108H210ZM215 109V108H214ZM205 110H206V108H205ZM209 111V110H208ZM210 111V112H211ZM214 111V110H213ZM192 121V120H191ZM131 141V140H130ZM134 141V140H133ZM133 141H131L130 143L132 144L133 143ZM128 142V141H127ZM125 142V144H129L130 145V143L128 142ZM135 143H137L136 141H134ZM141 144H143L144 145V141H142V142H144V143H142L141 141H139ZM148 142V141H147ZM115 143V142H114ZM121 143H123L124 144V142H119L118 144H121ZM117 144V145H118ZM123 144H121L122 146H120V147H123ZM124 144V145H125ZM138 144V143H137ZM147 145H148V143H146ZM146 144L144 145V146H142V147H145L146 146ZM111 145V144H110ZM114 145V144H113ZM113 145H112V148H113ZM116 145V144H115ZM114 145V149L117 147V146H115ZM127 146V145H125V147H124V149H126V146H127V149H130L131 150V152L133 151L132 149H133V146H134V148L136 147L137 149L140 147L139 145L137 146V145H134L133 144V146ZM206 145V144H205ZM111 147V146H110ZM110 147H109V149H110ZM119 147V146H118ZM142 147H141V149H142ZM202 147H204L203 145H202ZM208 147V146H207ZM117 149V148H116ZM121 149V148H120ZM123 149V148H122ZM126 149V150H127ZM143 150H145L144 148H143ZM143 150H141V152L143 151ZM153 150V149H152ZM202 149H200V151H201ZM206 150V149H205ZM211 150L212 149H207V151L205 152V153H207V155H209L210 157H211V155L213 156V158L211 157V160L212 159H214L213 161L214 162H211V160L210 159H208L207 161H205V162H208L209 160H210V163H213V165H211L210 163H208V165H207V167H212V168H214L213 166H217L218 165V163H219V159L217 158L218 157V155H217V152H214L213 151V153L211 152ZM112 151H113V149H112ZM125 151V150H124ZM123 150H119V148H118V152H122V154H124L123 152H124ZM136 151V150H135ZM134 151V152H135ZM138 151H140L139 149H138ZM147 151V150H146ZM156 151V150H155ZM159 151V150H158ZM162 150H160V152H161ZM192 151L193 152H196L195 151V149L193 150L192 149ZM192 151H191V154H195V153H192ZM114 152V151H113ZM160 152H157L156 151V154H160ZM203 152H204V150H203ZM209 152V153H208ZM108 153H111V149L110 150H107V154ZM127 153V152H126ZM133 153V152H132ZM137 153V152H136ZM149 153V152H148ZM150 153H152L151 152V150H150ZM164 153V152H163ZM163 153H161L162 154V157L161 156H158V155H156V156H158V159L160 160V158L162 159V158H165V157H167L165 154V156L163 155ZM196 153H198V151L196 152ZM199 153H202V152H199ZM204 153V154H205ZM212 153V154H211ZM215 153V154H214ZM113 154H116L115 152L113 153ZM113 154H111L112 156H110V157H112V158H114L113 157ZM121 154V153H120ZM138 154V153H137ZM139 154H141V153H139ZM185 152H184V156H183V158H182V156H180L181 158L179 159V161H173V165H174V162H176L177 163V165H175L174 166V170L176 171L177 169H179L183 174H185L184 172H186V171H188L189 169H192V167L194 168L195 166V168H197L198 166H197V164H199V166L201 167L202 165H201V163H200V160L201 159H198V157H197V159L195 160V166L194 165H191V161H189L188 162V160H187V158H189V159H191L190 157H192V155L190 156H188L187 154V156H186V159L184 160V157H185ZM211 154V155H210ZM126 155V154H125ZM124 155V156H125ZM142 155V154H141ZM149 155V154H148ZM152 155V154H151ZM168 155V154H167ZM170 155V154H169ZM168 155V156H169ZM196 155V154H195ZM206 155V154H205ZM206 155V156H207ZM217 155V157H216V159L214 158L215 156ZM109 156V155H108ZM116 156H119V154L118 155H116ZM137 156V155H136ZM144 155H142V157H143ZM156 156H154V157H156ZM164 156V157H163ZM208 156V157H209ZM139 157V156H138ZM149 157H150V155H149ZM153 156L152 157H150V158H154ZM160 157V158H159ZM174 157H176V155H174ZM178 157V156H177ZM194 157V156H193ZM192 157V159H194ZM209 157V158H210ZM106 158V157H105ZM112 158H110L109 160H111ZM122 158V157H121ZM179 158V157H178ZM200 158V157H199ZM206 158V157H205ZM204 158V159H205ZM108 159V158H107ZM106 159V160H107ZM118 159L120 160V158L118 157ZM126 159V160H125ZM136 160L138 159V158H135ZM151 159V160H152ZM156 159L157 158H154V160L156 161ZM174 159V158H173ZM181 159H183V161L181 160ZM203 159V160H204ZM117 160V159H116ZM118 160V162H120V163H118V164H120V165H118L119 167H121V172H119V174L120 175H122V176H127V177H132V179L130 180V181H128V182H126V189H125V193H124V198H123V202H125V203H130L131 201H132V197H133V195H135V194H137V193H140V192H143V193H145L146 194V198L148 199V201L150 202V207H149V209L147 210V212L144 214V216H146V217H148L150 220H149V223L152 225V226H154V227H158V226H160L161 225V223L160 222H162V223H164L163 221H162V218L164 217V214H162V213H160V211L159 210H163V209H165L166 207H167V202H169V201H173V200H175V199H171L172 198V196L171 195H173V189L172 188H170L171 187V185H173V183L175 184V182L174 181H172L171 180V178H172V176L169 174V173H167L168 172V170L169 169H165L164 167L165 166H163V165H161L160 167H161V169H159L157 166H155L154 167V169H153V167L152 168H148L147 166H145L144 165V163L140 160V157H139V160L141 161V163L140 162H138V161H136V163H135V161H134V163H125V162H127V158L126 157H124V159L123 160H125L124 161V165H123V161L121 162V160L119 161ZM168 160V159H167ZM170 160V162L172 161V158H170L169 159ZM187 160V161H186ZM203 160H202V162H203ZM113 161V160H112ZM115 161V160H114ZM162 161V163H163V161H164V163L163 164H165V159H163V160H161ZM215 161H217L216 163H215ZM111 162V161H110ZM115 162H117V161H115ZM159 162V161H158ZM204 162V163H205ZM153 163H155V162H153ZM160 164H162L161 162H159ZM166 163H168L167 161H166ZM193 163V162H192ZM204 163H203V165H204ZM214 163H215V165H214ZM110 164H112V163H110ZM169 164V163H168ZM167 164V165H168ZM171 164V163H170ZM206 164V163H205ZM103 165V164H102ZM157 165H158V163H157ZM166 165V164H165ZM114 166H117V164L116 165H113L112 166V168H114ZM153 166H154V164H153ZM171 166H172V164H171ZM215 166V167H216ZM168 166H166V168H167ZM219 165L215 168L217 171L219 170ZM155 168H157V170L155 169ZM173 168V167H172ZM218 168V169H217ZM158 169H159V171H162V170H167V172H164V171H162V172H164L165 174L167 173L168 175H169V177H170V180L169 181H172L173 183L170 185V183H169V185H168V182H167V180L168 179H165V178H163L164 176H162V174L158 171ZM198 169V170H197ZM196 170L194 169V173L192 172L193 171V169L192 170H190V171H188V172H190V174H191V176H192V178H194V175L196 176V174L197 173H200L201 172V170L199 169V167L197 168ZM202 169V168H201ZM203 169L205 170V169H207L206 167H203ZM170 170H172V169H170ZM179 170H177L178 172H179ZM209 170V169H208ZM207 170V171H208ZM210 170H211V168H210ZM25 171V172H24ZM26 171H28V170H23V172L22 171H16V172H18V175H16L17 173L16 172H14L13 174L10 172V173H8L7 175H9V174H11L9 177H6V179H4L5 178V176L4 175H6V173L7 172H0V176L3 178L2 180L4 181V182H2V181H0L1 183H0V189H1V191H0V195H2V197H3V199H2V197L0 198V205H2V207L0 206V210L2 211V209H5V210H3L4 212H6V210H7V212H11V211H13V212H11L10 214H14L15 213V215L14 216H12V215H9L8 213H4V212H1L0 213V232L1 233H3L4 235H6L7 236V240H8V242L10 243V245H9V248H10V251H14V253H16L18 256H19V258L21 259V262L23 263H25V261H23L24 259H25V257L27 258V256L29 255V251L30 250H32V253H30V257H28L29 258V261H27L26 260V263L27 264H34V262H42V264L44 263V264H55V262H57L56 264H71V262H72V260L71 259H73V262L75 263H77V260L75 261V256L74 255H77L78 254V258H80L79 257V253H77L76 254V246H77V244H78V241L80 240L79 238L81 237V235H80V237H76V235L74 236L73 235V233L75 234V231L77 230V231H79V232H82V231H84V229L83 228H87V227H85V226H88V225H86L88 222H91L90 223V225L89 226H94L95 225V223L97 224L98 223V221H95V223L94 224H92L93 222L92 221H94V218H95V216H94V218H93V216L91 215V213L93 214V212L92 211H90V210H93L94 211V208L93 209H91V207H93L92 206V202H90V201H86V199H83V198H88L87 200H90V199H92V195H90L91 196V198L88 196V195H86V193L85 194H82V200H84L85 202H87V203H89L88 205H87V203L85 204V202L84 201H82V203H83V208H82V206H81V208L83 209H81L82 210V212H76V213H74L75 212V210H76V205H75V203L73 202V201H75V198H76V194H73V195H71L73 192H72V190H74V188L72 187V189H70V185H71V183L67 186L66 184H68L67 182H68V180L67 179H64L67 175H70L69 173L70 172H63V173H65V174H67L66 176H64L65 174H63L62 175V171H59V170H40V171H36V172H34V170H29V172H27L26 173ZM33 171V173H30V172H32ZM60 173H59V172ZM175 171H174V173H175ZM197 171V172H196ZM200 171V172H199ZM207 171H205L206 173H207ZM24 173V174H22V173ZM178 172L177 173H175V174H178ZM180 172V174L182 175V173ZM210 172V171H209ZM216 173V171H212V174L211 175H215L216 176V178L219 176V174H218V172L216 173V174H218V175H216V174H213V173ZM219 172H220V170H219ZM4 173V174H3ZM203 173H204V171H203ZM205 173V174H206ZM20 174H22V175H20ZM30 174H33V176L31 177L30 176ZM72 174V173H71ZM165 174H163V175H165ZM166 174V176L168 177V175ZM172 175H175V174H173V171H172V173H171ZM187 174V173H186ZM190 174L188 173V175L189 176H187L188 178H187V180H186V178H185V180L187 181V183L186 184H188V180L190 179ZM201 175H200V177H202L203 175L205 176V174H202V172L200 173ZM208 174V173H207ZM206 174V175H207ZM39 175V176H38ZM61 175V176H60ZM209 175V174H208ZM208 175L207 176H205L206 178L208 177ZM18 176V177H17ZM20 176V177H19ZM22 176V177H21ZM23 176H25L24 177V179H23ZM35 176H38V177H35ZM177 176V175H176ZM174 177L175 178V180H177V182L179 181V179L182 177V178H184V176L186 177V175H184V176H180V178L179 179H177V177ZM178 176H179V174H178ZM26 177H28V178H26ZM33 178V179H31V178ZM35 177V178H34ZM64 177V178H63ZM85 176H83V179L84 180H86V178H84ZM89 177V176H88ZM92 177V176H91ZM168 177V178H169ZM198 177V176H197ZM204 177V178H205ZM213 177V176H212ZM211 177V178H212ZM8 178V179H7ZM25 178L27 179V180H25ZM30 178V179H29ZM36 178H38L37 180H36ZM90 178V177H89ZM199 178V177H198ZM210 178V177H209ZM209 178H208V180H209ZM1 179V178H0ZM18 179V180H17ZM35 179V180H34ZM40 179V180H39ZM173 179V178H172ZM196 179V178H195ZM194 179V180H195ZM203 179V178H202ZM213 179H214V177H213ZM212 179V180H213ZM218 179H219V177H218ZM216 180V179H214L213 181L215 182V184H217L218 182H219V180ZM24 180V181H23ZM28 180H30V181H28ZM39 180V181H38ZM67 180V181H66ZM87 180H89L88 178H87ZM86 180V181H87ZM90 180H91V178H90ZM89 180V181H90ZM193 179H192V181H193V183L195 182ZM204 180V179H203ZM211 180V179H210ZM210 180L208 181V182H210ZM217 182H216V181ZM31 181H33V183L31 182ZM66 181V182H65ZM84 181L83 183H85V185H88V184H86V183H89V185L88 186H90V184H91V182H89V181ZM92 181V180H91ZM183 181V180H182ZM200 182H202L201 181V178H200V180H199ZM199 181H196V182H199ZM206 181H207V179H206ZM22 182V185L20 184ZM24 182V183H23ZM29 182H31L30 184H29ZM36 182H37V184H36ZM41 182V183H40ZM93 182V181H92ZM180 182V181H179ZM178 182V184H180ZM184 182V181H183ZM189 182H191V180H189ZM199 182V183H200ZM204 182H205V180H204ZM207 182V184L208 185H210V189L209 190H211V186H212V184H214L212 181V184L211 183H208ZM15 183V184H14ZM66 183V184H65ZM105 183H106V186H107V189L105 190L106 191V193H108L109 191H111L112 189H113V187L115 186V182H114V179L112 178V176L111 177H108L107 179H106V181H105ZM203 183V182H202ZM201 183V184H202ZM7 184V185H6ZM18 184V185H17ZM32 184V185H31ZM93 184V183H92ZM204 184V183H203ZM202 184V185H203ZM3 185L5 186V187H3ZM39 185H41L42 186V188L41 187H39ZM181 185H182V183H181ZM183 185H185V183L183 184ZM182 185V186H183ZM190 185V187H191V184H189ZM189 185H187V186H189ZM198 185V184H197ZM197 185H196V187H197ZM201 185V186H202ZM208 185H205L206 187H208ZM8 186V187H7ZM9 186H10V188H9ZM33 186V187H32ZM174 186H176V185H173L172 187H174ZM192 186H193V184H192ZM217 185H215V187H216ZM7 187V188H6ZM26 187V188H25ZM31 188V190H32V188L34 189V190H30V188ZM40 189H39V188ZM69 187V188H68ZM186 187V186H185ZM196 187H194L195 189H196ZM212 187H214V186H212ZM218 187V186H217ZM3 188H5V189H3ZM29 188V189H28ZM37 188V189H36ZM65 188V189H64ZM193 188V187H192ZM192 188L191 189H188V190H191L190 192L189 191H186L187 193H190V194H192L191 192H194V191H192ZM204 188V187H203ZM10 189V190H9ZM21 190V192H20V190ZM71 190V191H68V190ZM174 189H175V187H174ZM186 189V190H187ZM198 189H202L201 187H199ZM207 189V188H206ZM215 189V188H214ZM4 190V191H3ZM12 190V191H11ZM27 190V191H26ZM170 190H172L171 192V194H170ZM204 190H205V188H204ZM216 190H218V188L216 189ZM216 190L215 191H213V189L211 190V191H209V192H211V193H214V192H216ZM3 191V192H2ZM9 191H11L10 193H11V197L8 195V194H10L9 193ZM31 191V192H30ZM34 191H36V192H34ZM37 191H38V193H37ZM84 190H82V193H84L83 192ZM197 191H200V190H196V192H195V195H196V193H197ZM2 192V193H1ZM4 192H6V193H4ZM13 192V193H12ZM41 192V193H40ZM175 192V191H174ZM201 192V191H200ZM208 192V191H207ZM207 192H206V194H207ZM218 192V191H217ZM216 192V193H217ZM21 193V194H20ZM24 193V194H23ZM43 193V194H42ZM203 193H205V192H203ZM4 194H7L6 196L4 195ZM14 194V195H13ZM31 194V195H30ZM34 194V195H33ZM36 194V195H35ZM66 194V195H65ZM170 194V195H169ZM194 194V193H193ZM19 195V196H18ZM27 195H28V197H27ZM41 195V196H40ZM68 195V196H67ZM87 196V197H85V196ZM194 195V197H196ZM198 195V194H197ZM199 195H200V193H199ZM8 196H9V198H8ZM24 196V197H23ZM72 197V199L70 198V197ZM201 197H202V194L200 195ZM35 197H37V198H35ZM75 197V198H74ZM171 197V198H170ZM175 197V196H174ZM173 197V198H174ZM199 197V196H198ZM198 197H196V198H194L195 200L194 201H200V200H206V198L204 197V195H203V197H204V199H203V197L200 199H198L197 200V198ZM7 198V199H6ZM23 198V199H22ZM28 198V199H27ZM30 198V199H29ZM34 198V199H33ZM6 199V200H5ZM20 199V200H19ZM41 199V200H40ZM104 199H105V201H108L107 202V205H106V211L104 212V213H102L100 216H102V218L105 220V222H106V224L108 225V226H114V225H118V224H124V225H126L127 227H129V229H127V230H125V232L126 233H136V231L135 230H133V229H131L133 226H135L136 225V223H137V220H136V218H137V214H135V212H134V206H133V204H129V205H126V206H124V208H123V211L122 212H117V207L110 201V199L107 197V195H105L104 196ZM191 199V198H190ZM216 199V198H215ZM10 200V201H9ZM24 200H26V201H24ZM34 202H33V201ZM66 200V201H65ZM191 200H193V199H191ZM13 201V202H12ZM30 201V202H29ZM46 204H44L43 202ZM4 202V203H3ZM27 202H29V203H27ZM42 202V203H41ZM51 202V203H50ZM68 202V203H67ZM5 203H6V205H5ZM7 203L9 204V206L7 205ZM13 203V204H12ZM19 203V204H18ZM22 203V204H21ZM32 203V204H31ZM66 203H67V206H66ZM12 204V205H11ZM15 204H17V205H15ZM21 204V205H20ZM29 204V205H28ZM33 204H35V205H33ZM42 204H44V205H42ZM14 205V206H13ZM25 205V206H24ZM75 205V206H74ZM87 206V208L89 207L90 208V210H88V212H86V210L87 209H84V208H86V206ZM8 206V207H7ZM18 206V207H17ZM31 206H32V208H31ZM43 208H42V207ZM20 207V208H19ZM23 207V208H22ZM38 207V208H37ZM75 207V208H74ZM13 209V210H11V209ZM29 208V209H28ZM49 208V209H48ZM55 208V209H54ZM88 208V209H89ZM17 209L19 210V212L17 211ZM34 209V210H33ZM44 209V210H43ZM75 209V210H74ZM10 210V211H9ZM24 210V211H23ZM47 210V211H46ZM80 210V211H81ZM22 211V212H21ZM39 211V212H38ZM50 211V212H49ZM67 211H68V213H67ZM188 211V217L189 216H191V215H200V213H201V210H200V207L199 206H197V208L196 209H194L193 207H192V205L189 207V209L187 210ZM26 212V213H25ZM30 212V213H29ZM33 212V213H32ZM35 212V213H34ZM43 212V213H42ZM90 212V213H89ZM17 213H18V215H17ZM23 214V216L21 215V214ZM25 213V214H24ZM38 213V214H37ZM46 213V214H45ZM49 213V214H48ZM61 215H60V214ZM77 213H80V214H77ZM84 213H89L90 214V217H92V219H91V221H90V218L88 219V214L86 215V214H84ZM7 214V215H6ZM43 214V215H42ZM65 214V215H64ZM83 216H82V215ZM94 214H95V211H94ZM5 217H4V216ZM9 215V216H8ZM28 215H29V217H28ZM32 215V216H31ZM34 215V216H33ZM77 215V217L78 216H82V220L81 221H83V224H82V222H80L78 219H76V216ZM96 215V214H95ZM2 216V217H1ZM17 216V217H16ZM19 216V217H18ZM42 216V217H41ZM48 216V217H47ZM84 216L86 217V218H84ZM27 217V218H26ZM38 217V218H37ZM43 217H45V219H43ZM47 217V218H46ZM67 217H68V219L70 220V222H72V223H69V220L67 219ZM22 218V219H21ZM30 218V220H28ZM34 218V219H33ZM61 218V219H60ZM81 218V217H80ZM41 219H42V221H43V223H42V221H41ZM85 219H88L87 220V222H84V220ZM102 219V220H103ZM23 220V222H21ZM26 222H25V221ZM46 220V221H45ZM76 220L77 221H79V222H76ZM101 220V221H102ZM19 221V222H18ZM30 221V222H29ZM68 221V222H67ZM35 222V223H34ZM41 222V223H40ZM53 222V223H52ZM64 222V223H63ZM103 223H104V221H102ZM23 223V224H22ZM30 223V224H29ZM49 223V224H48ZM78 223H80V225L78 224ZM167 224H168V222H166ZM41 224V225H40ZM50 224H52V226L50 225ZM61 224V225H60ZM69 224H72L73 225V228L75 227V225L77 224L78 226H80L79 227V229L77 228V227H75V229L76 230H74V229H71L70 228V226L71 225H69ZM81 224L83 225V226H81ZM92 224V225H91ZM100 224V223H99ZM160 224V225H159ZM46 225V226H45ZM63 225V226H62ZM68 225V226H67ZM27 226L30 228V230H28L27 229ZM31 226H33V228H31ZM45 226V227H44ZM51 226V227H50ZM55 226V227H54ZM88 226V227H89ZM92 226V227H93ZM95 226H97V225H95ZM94 226V228L96 229L97 227H95ZM107 226V227H108ZM37 227V228H36ZM50 227V228H49ZM60 227H62V228H60ZM68 227H69V229H68ZM98 227H100V225L98 226ZM107 227H104V225L102 226V228H107ZM36 228V229H35ZM64 228V229H63ZM82 228V229H81ZM94 228H92V230L94 229ZM102 228H99V229H97L96 231H97V234H101V233H103V234H105L106 232L104 231V229L102 230V232L100 233V231H98V230H101ZM109 228V227H108ZM108 228H107V231H108ZM34 229V230H33ZM47 229H48V231H47ZM55 229V230H54ZM61 229V230H60ZM67 229V230H66ZM94 229V230H95ZM109 229H112V228H109ZM28 230V231H27ZM33 230V232H32V234H31V231ZM54 230V231H53ZM74 230V231H73ZM81 230V231H80ZM89 230H90V232H91V227L90 228H87V230L85 229V231L84 232H86V231H88V233L86 232L85 234L86 235H88L90 232H89ZM27 231V232H26ZM30 231V232H29ZM35 231V232H34ZM61 231V232H60ZM73 231V232H72ZM96 231H94L93 233L95 234V232ZM46 232V233H45ZM72 232V233H71ZM109 232V231H108ZM108 232H107V234H108ZM111 232V231H110ZM115 231H113L112 230V233H114ZM148 232H153L152 230H149ZM167 232V231H166ZM29 233V234H28ZM34 233H35V235H34ZM41 233V234H40ZM44 233V234H43ZM56 235H55V234ZM69 233L70 234H72V235H69ZM78 233V232H77ZM92 232H91V234H93ZM112 233H110V234H112ZM68 236H67V235ZM80 234H84V233H80ZM84 234V235H85ZM32 235V236H31ZM42 235V236H41ZM77 235H79V233L77 234ZM85 235V236H86ZM33 236H36L35 238H33ZM37 236H39L40 238H38ZM53 236V237H52ZM65 236H67V237H65ZM73 238H72V237ZM45 237V238H44ZM64 237V238H63ZM69 237V238H68ZM34 240H33V239ZM67 238V239H66ZM72 240H71V239ZM82 238L83 237H81V241H82ZM109 239H110V236L108 237ZM38 239V240H37ZM46 240V241H44V240ZM55 239V240H54ZM70 239V240H69ZM78 240V241H76V240ZM44 242H43V241ZM48 240V241H47ZM53 240V241H52ZM69 240V241H68ZM43 242L42 244H44V247H43V245L41 244V242ZM34 242H36L37 244H38V242H40L39 244H38V246L39 247H43L42 248V251L40 250V249H38L37 247V244L35 243L34 244ZM45 242H46V244H47V242H48V246L46 245V247H45ZM64 242V243H63ZM67 242V243H66ZM73 242V243H72ZM76 242V244L74 245V243ZM80 242V241H79ZM31 243H33V244H31ZM53 243L55 244V245H53ZM70 243V244H69ZM73 244V246H71L72 244ZM50 244V245H49ZM52 244V245H51ZM63 244H65V245H63ZM34 245H36V246H34ZM57 245V246H56ZM79 245H81V244H79ZM78 245V246H79ZM35 247V249H32V247ZM51 246V247H50ZM64 246H66V247H64ZM72 248V249H69L70 247ZM64 247V248H63ZM67 247H68V249L70 250V252H68L67 251ZM80 248H81V246H79ZM79 247H77V248H79ZM36 248H37V250H36ZM45 248H46V250H45ZM83 248V247H82ZM44 249V250H43ZM59 249V250H58ZM64 249V250H63ZM36 250V251H35ZM40 250V252L42 253H37V251H39ZM48 250V252L47 253H45V251H47ZM78 250V249H77ZM63 253H62V252ZM73 251V252H72ZM79 251H82V249H80ZM78 251V252H79ZM33 252H34V254H33ZM67 254H66V253ZM74 252H75V254H74ZM28 253V254H27ZM45 253V254H44ZM68 253H69V255H68ZM36 254H38L37 256L38 257H40V260H39V258L38 257H35L36 256ZM27 255V256H26ZM33 255H35V256H33ZM42 255V256H41ZM49 259V261L47 260V258L45 257V256ZM55 255V257L53 258V256ZM81 255V254H80ZM44 256V257H43ZM49 256V257H48ZM57 256H59V258H57ZM72 256H74V257H72ZM67 257H72L71 259L70 258H68V259H66ZM38 258V259H37ZM46 258V259H45ZM43 259V260H42ZM77 259V258H76ZM70 260H71V262H70ZM32 261H33V263H32ZM48 261V262H47ZM60 261V262H59ZM67 261H68V263H67ZM81 261V258L80 259H78V262H80ZM258 261V260H257ZM257 261H256V264H259V262L257 263ZM35 263V264H38V263ZM21 263V264H22ZM25 263V264H26ZM75 263V264H76ZM39 264H41V263H39ZM77 264H81V262L80 263H77Z\"/></svg>",
  "mask_w": 264,
  "mask_h": 264
}]
</instances>
